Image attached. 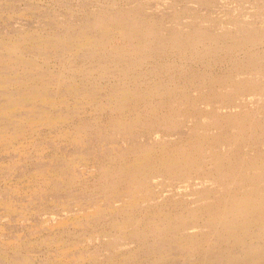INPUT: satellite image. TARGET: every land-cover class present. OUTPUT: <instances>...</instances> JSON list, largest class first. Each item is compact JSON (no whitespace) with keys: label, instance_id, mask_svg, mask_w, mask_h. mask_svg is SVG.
<instances>
[{"label":"rangeland","instance_id":"rangeland-1","mask_svg":"<svg viewBox=\"0 0 264 264\" xmlns=\"http://www.w3.org/2000/svg\"><path fill=\"white\" fill-rule=\"evenodd\" d=\"M95 0H0V43H1V45L0 46H2V51H0V66L2 67V65H3V63H4V65L5 64H8L7 66V68L6 69H2V68H4V67H0V69L2 70V71H0L3 75H5V76H3L1 73H0V80H2V81H0V94H1V96H0V99L3 97V99H1L0 100V122H1V124H0V127H2L1 129H0V157H1V159H0V167H4V168H0V175H2V176H0V193H2V195L0 196V264H2V262H5L6 264H32V263H34V264H64V263H66V264H79L80 262V264H110L106 259H99V258H92L93 256H92V252H95L96 250H100L102 247H106L107 245H109V250H113V252H114V254L117 256V258L115 259V261L116 262H114V264H207V263H209V264H225V262H222V261H219V259H220V257L221 256H219V257H216L217 255H218V253L217 252H220L219 253V255H225V254H227V253H229L230 251H234V250H238V246L237 247H235L236 245H238L237 243H233V242H226V241H223V242H218V243H220V244H218V243H215V242H213L214 244H211L212 243V241L210 242V241H208V240H204L203 241V243H202V245H201V249H200V253H194V254H189L188 252H186V251H184V253L181 251V250H179L176 246V244H175V242H173L172 240H171V237H168V234H161V235H157V233H154L153 232V234H152V232L151 231H148L149 232V235L150 234H152V236L150 237L149 235H148V233H145V235L144 236H141V237H132V236H130V235H132V233H134L135 232V230H136V228L135 227H131V226H128V227H125V229H126V231H128V232H125L124 234H123V237L125 238V239H123V241L121 240V241H119L118 239H120L119 237V235H117L116 234V231H119V229L118 228H116V227H114V226H118L120 223H122L121 221H123V219H120V218H117V216L115 215V213H114V209H112L111 207H109L108 208V206L106 207V211H108L107 213H106V211H105V213L104 214H102V215H100L99 216V214L98 213H95V211L91 208V206H89V204L92 202V200L94 199V200H97V201H101V202H105V199H104V197L103 196H100V198H98L97 197V195L95 196V194L96 193H98V194H100V185H102L103 184V178H101V177H99L98 178V176H101L102 174H101V170H100V167L98 168V166L99 165H101V163H107L111 168H114V166L116 167V163H119V160L117 161V160H115V161H113V160H107L108 159V157L111 155V154H113L114 152H117V151H126V149L127 150H130V149H134V148H136L137 146H139L140 144H143V143H149V145H161V144H164L163 142H165V141H167V143L168 142H170V144H172V143H174V142H176V138H177V136L178 137H180L179 136V134H176V137L175 138H172L171 140H172V142L170 141V139L169 138H171V136L173 135V133L178 129H176L175 127L177 126V125H180V128L179 129H184L183 131L185 132V130H186V128H188V127H191V126H194L196 123H197V120L199 121V120H201L202 118V115H205V114H208L209 113V111H211L212 110V108L214 109V107L215 106H213V105H216V101H220V99H218L217 100V98L218 97H214V96H212V92H211V89H209V87H208V81L211 79V78H218V76L222 73V72H224V75H226V76H224V75H220V77L222 78L223 76V78L222 79H224V78H227V79H231L230 77H228V76H234L235 75V77H237V76H239V74L241 75V74H243V73H245V71L246 72H251L252 70V72H255V73H257V74H259V75H262V76H264V61H263V58H260V57H263L262 55L264 54V53H262V52H264V39H260L259 37H258V39L256 40V42H255V40L252 42V40H249V41H247L248 40V38H247V36H248V34H249V36H254L255 35V33L257 32H259L262 28V26H264V18H262V17H260V15H259V13L257 12V10H262V11H260L259 10V12L260 13H262V12H264V0L262 1V0H241V2H240V0L238 1V0H140V1H138V2H141V3H143V4H141V3H139V4H141V5H137L138 3H134V1L135 2H137L136 0H105V2L107 3V1H108V3H110V4H108V5H106V3L104 2V4L105 5H103V1L104 0H96V2L97 1H100L98 4L100 5H98L96 2H94ZM112 2V4H111V2ZM115 1H117V2H115ZM132 1V2H131ZM248 1V2H247ZM250 1V2H249ZM256 1H258L259 3H256ZM122 2V3H121ZM124 2V3H123ZM126 2V3H125ZM247 2V3H246ZM10 3V4H9ZM87 3V4H86ZM94 3H96V5L98 6H96V5H94V8L93 7H90V6H93V4ZM102 3V4H101ZM113 3H114V5H113ZM134 3V4H133ZM9 4V5H8ZM13 4V5H12ZM79 4H81V7H85L84 9H86V11L83 9V8H80V6H79ZM84 4V5H83ZM85 4H86V6H85ZM145 4H147V5H145ZM149 4V5H148ZM242 4V5H241ZM248 4V5H247ZM252 4V5H251ZM256 4V5H255ZM260 4V5H259ZM87 5H89V6H87ZM109 5H111V7H114V8H110V6ZM117 5H121V7L123 6V8H121V7H119V6H117ZM239 5V6H238ZM240 5H241V10H243V8L244 9H246V10H243L242 11V14L241 13H239V11L241 12V10H240ZM8 6V7H7ZM16 6V7H15ZM76 6V7H75ZM103 6V7H102ZM107 6V7H106ZM136 6V7H135ZM140 8H139V7ZM186 6V7H185ZM228 6V7H227ZM235 6H237V7H235ZM257 6V7H256ZM68 7H71V9H69ZM73 7H74V9H73ZM98 9H96V8ZM101 7V8H100ZM106 9H105V8ZM118 9H117V8ZM134 7V8H133ZM140 9V10H144V12L143 11H140L138 8ZM181 7H183V8H181ZM243 7V8H242ZM82 9V10H80V9ZM93 8V9H92ZM105 10H104V9ZM110 8V9H109ZM115 8L117 9V10H115ZM119 8H121V9H119ZM125 8V9H124ZM144 8H146V9H144ZM151 8V9H150ZM178 8L181 10H179V13L177 12L178 11ZM184 8H186V9H184ZM254 8L256 9V10H254ZM261 8H263V9H261ZM3 9V10H2ZM108 9V10H107ZM123 9V10H122ZM127 9V10H126ZM131 9V12H133V13H131L129 10ZM133 9V10H132ZM141 13H139L137 10ZM149 9V11H147V12H149L148 14L146 13V10H148ZM177 9V10H176ZM202 9V10H201ZM212 9V10H211ZM216 9V10H215ZM239 9V10H238ZM75 10V11H74ZM77 10H79V12L77 11ZM87 10L89 11L90 10V12L89 13H87ZM112 10H113V12H112ZM122 10V11H121ZM184 12H183V11ZM204 10V11H203ZM227 10H229V11H227ZM233 10V11H232ZM236 12H235V11ZM238 10V11H237ZM251 10V11H250ZM77 11V12H76ZM82 11V12H81ZM83 11H85L84 13H83ZM103 11H105V12H103ZM110 12V13H107V12ZM115 11V12H114ZM117 11V12H116ZM122 12V14H124L123 16H121L122 14H121V12ZM127 11H129L131 14H129V12H128V14H127ZM135 11V12H134ZM188 11V12H187ZM220 11V12H219ZM229 12V13H227V12ZM231 11V12H230ZM246 11L248 12V13H246ZM64 12V13H63ZM71 12H74V13H71ZM92 12V13H91ZM94 12H95V14H94ZM102 12V13H101ZM121 14H119V13ZM137 12V13H136ZM143 12V13H142ZM176 12V13H175ZM186 12V13H185ZM224 12H226V14L224 13ZM232 12H235V13H233V14H235V15H233L232 14ZM239 13V16H237L238 15V13ZM76 13V14H75ZM81 13V14H80ZM82 13L83 14H85V15H82ZM100 15H99V14ZM106 13V14H105ZM126 13V14H125ZM183 13V14H182ZM196 13H198V14H203V15H198V17L196 16ZM210 14L209 16L207 15V14ZM215 14V16H214V14ZM116 14H118L117 16H115ZM145 14H147V15H145ZM177 14H178V16H177ZM180 14V15H179ZM212 14H213V16H212ZM217 14H219L220 15V17L221 16H223L224 14H225V16L224 17H219L218 18V15ZM223 14V15H222ZM227 14H230V15H227ZM243 14H245V16H243ZM250 14H252L253 15V18H252V15H250ZM255 14L257 15H259V16H257L258 17V19L256 18V16H255ZM82 15V16H81ZM92 15V16H91ZM106 15V16H105ZM107 15H110L112 18H110V16H107ZM114 15V16H113ZM125 15L127 16V15H129V17H132L131 19L133 20V22L136 20H141L142 19V22L140 23V24H138V25H136V27H135V32H136V35L138 34L139 36H137V37H143V34L146 32V35L147 34H149V32H150V30H149V28H151L152 27V25L151 24H155V25H153V26H155V27H153V29H157L158 30V28H159V30L161 31V33H160V31L158 30V33H154L153 32V30H152V32L154 33L153 34V36H151L150 37V39L149 38H146V40H147V48H145L142 52H143V54H144V52H145V54H148L150 51H152L151 53H149L147 56L146 55H144L145 57L143 58V60H141L140 59V61H138L137 60V55H136V57H135V59H133L132 57H128L127 55L126 56H123V58H125V59H123V58H121V59H118V60H115L114 58H112V57H114V56H112V55H110L109 56V54H107L106 53V49L104 48V47H102V45H101V43H100V41L99 40H97V39H102V37H105V40H104V42H105V45H111V42H113V43H115L116 41H118V42H120V43H123L124 44V42H129V41H131V39H127V38H125V40L124 39H121V37L119 36V34H120V27H121V25H119V23H121V21H125V19H128L127 17H125ZM131 15H133V16H131ZM149 15V17H147ZM157 15V16H156ZM182 15V16H181ZM217 15V16H216ZM233 15V16H232ZM242 15V17H240ZM79 16H81V17H79ZM86 17V18H83V17ZM87 16H89V18H91V19H89V18H87ZM91 16V17H90ZM96 16V17H95ZM103 17V18H105L108 22H110V21H112V20H115V22H114V27L113 28H111L110 30H109V33L107 34V35H104L105 33L103 32V31H98L97 29H95L94 28V26H93V24H94V19H96L97 17ZM120 16V17H119ZM146 16V17H145ZM157 17L156 18V20H158V19H162V20H164V21H162V20H158L157 22H163L164 23V25H162L163 23L161 22V23H157L156 22V20H155V17ZM203 16H205V17H203ZM208 16V17H207ZM237 16V17H236ZM247 16V17H246ZM79 18V20L80 19H88V20H78L77 21V19ZM95 17V18H94ZM152 17V18H151ZM172 17H174L173 19H172ZM181 17V18H180ZM184 17V18H183ZM187 17V18H186ZM194 17L196 18L195 19V21H194ZM203 17V18H202ZM212 17V18H211ZM225 17H229V18H225ZM232 17L234 18V19H236L235 21H233L232 20ZM238 17H240V19H239V21H238ZM75 18V21L74 20H72V19H74ZM77 18V19H76ZM125 18V19H124ZM141 18V19H140ZM148 18V19H147ZM190 18V19H189ZM202 18V19H201ZM205 18V19H204ZM208 18V20H206ZM214 18V19H213ZM245 18L248 20H245ZM48 19H51L50 21H48ZM62 19L65 21H62ZM93 19V20H92ZM145 20V23H147L146 25H144L145 23H144V20ZM150 19H151V21H150ZM167 19H169V20H167ZM171 19V20H170ZM180 19V20H179ZM188 19V20H187ZM212 19V20H211ZM225 19V20H224ZM254 19V20H253ZM258 21H257V20ZM263 19V20H262ZM57 21V23H56V21ZM58 20H60V21H62V22H60V21H58ZM166 20V21H165ZM174 22H173V21ZM197 20V21H196ZM201 20V21H200ZM202 20H203V23H202ZM214 20V22H212ZM215 20H216V22H215ZM230 20V22H228L229 23V25L231 26H229L228 24H226L227 23V21H229ZM231 20H232V22L233 23H238V22H242V24H244V25H246L247 26V24L249 23V20L251 21V23H252V21H253V23H254V27L255 28H252V32H250V29L248 28V27H250L249 25L246 27V29H245V26H243V30H245V32H243V33H241V31H240V33H239V31H238V29L237 28H235V26H234V24H232V22H231ZM243 20V21H242ZM43 23H42V22ZM48 21L50 24H46V22ZM54 21V23H52ZM71 21H73V22H71ZM77 21V22H76ZM82 21H84V22H82ZM150 21V22H149ZM152 21H155V22H152ZM173 22V23H169V24H171V25H169L168 24V22ZM176 21H177V23H176ZM190 21H193V22H190ZM206 21V22H205ZM221 21V24L222 25H220V22ZM224 21H226V22H224ZM236 21H238V22H236ZM244 21H245V23H244ZM263 23H262V22ZM45 22V23H44ZM47 22V23H48ZM67 22V23H66ZM119 22V23H118ZM122 22V23H123ZM140 22V21H139ZM183 22H186V24L185 23H183ZM198 22H200V23H198ZM205 22V23H204ZM51 23H52V27L51 26H49V25H51ZM149 23H151V24H149ZM157 23V24H156ZM165 23L167 24L166 26H165ZM175 23H176V25L178 24V23H180V24H178L177 26L175 25ZM191 23H193V24H191ZM197 23V24H196ZM207 23V24H206ZM209 23H212L213 25H211V24H209ZM216 23V25H214ZM218 23H219V26H218ZM251 23H249V24H251ZM252 23V24H253ZM25 24V25H24ZM27 24V25H26ZM40 25V26H42L43 27V29L45 30H42V27H39L38 25ZM46 24V25H45ZM61 24V25H60ZM62 24H63V26H62ZM66 24V25H65ZM69 24H75V25H69ZM84 24H85V26H84ZM88 26H87V25ZM90 24V25H89ZM143 24V25H142ZM149 24V25H148ZM193 25L192 26V28H191V25ZM251 24V25H252ZM22 25V26H21ZM68 25V26H67ZM83 25V26H82ZM117 25H119V26H117ZM142 25V26H141ZM159 27H158V26ZM173 25H175L174 26V29H176L175 31H177V33H174V32H172L171 33V30L173 31L174 29H172V27H173ZM180 25H182V27H180ZM184 25V26H183ZM188 25H190V27H188ZM196 25V26H195ZM201 26V27H203V28H201V27H199V26ZM203 25H207L206 27L205 26H203ZM208 25H210V26H208ZM225 25H227V26H225ZM29 26V27H28ZM34 26V27H33ZM38 26V27H37ZM45 26H46V28H45ZM50 27V28H48V27ZM55 26V27H54ZM58 26H60V27H62V28H58ZM65 26L67 27V28H65ZM157 26V27H156ZM163 28H162V27ZM164 26L166 27L165 29L168 31L169 30V32L171 33V35H173V33L174 34H181L182 33V35H186V34H188V36L189 35H192V37H199V33L201 32V33H203V35L201 34L200 36H201V38H203V40L201 41V43H200V41H199V43L197 44V47H195L196 49H198V51L196 50H194V51H192V52H190V51H188V48L186 49H184V48H182V52L180 51V54H179V52H176L177 51V49L176 50H173V49H171L168 45H165V44H167V41L166 42H164V39L165 38H169V37H171L170 36V33H167V31L164 29ZM171 28H170V27ZM187 26V27H186ZM195 26V29H193V27ZM211 26H213V27H211ZM222 26V27H221ZM259 26V27H258ZM36 27V28H35ZM72 27V28H71ZM76 27V28H75ZM78 27V28H77ZM85 27V28H84ZM92 27V28H91ZM145 27V28H144ZM167 27H169L168 29H167ZM179 27V28H178ZM206 29H205V28ZM209 27V28H208ZM218 28L217 30L216 29H211V28ZM219 27H220V29L221 28H223V27H225V28H223V29H221V30H219ZM228 27H230V28H228ZM235 29H233V28ZM258 27V28H257ZM20 29L21 28V33L19 32V30L18 29ZM54 28H55V30H54ZM57 28V29H56ZM64 28V29H63ZM75 28V29H74ZM81 28V29H80ZM147 28V29H146ZM161 28V29H160ZM186 28V30L188 31V29H189V32H191L190 34L187 32H185L186 30H183V29H185ZM229 30H228V29ZM251 28V27H250ZM259 28H261V29H259ZM6 29V30H5ZM23 29H25V31H30V34H31V36H30V34H27V33H29V31L28 32H26L25 33V31L23 30ZM36 29H38V31L36 30ZM49 29V30H48ZM59 29V30H58ZM66 29V30H65ZM68 29H70L68 32H67V30ZM87 29H88V31H87ZM152 29V28H151ZM181 30V31H183V32H179V30ZM199 29V30H198ZM201 29H203L202 31H201ZM208 29H210V30H208ZM237 29V30H236ZM257 29L258 31H255V30ZM13 30V31H12ZM32 30H33V32H37L38 34H36V35H38V36H36L35 34H33L32 35ZM36 30V31H35ZM42 32H41V31ZM57 30V31H56ZM60 30H61V32H63L64 30V32L63 33H61L60 32ZM63 30V31H62ZM77 31V33L76 32H73V31ZM94 30H96V31H94ZM114 32H113V31ZM193 31V33H192V31ZM197 32V30L199 31L198 33H196L195 31ZM216 31V33L215 34H213L215 31ZM223 30L225 31V33L223 34ZM247 30H249V32L247 31ZM253 30H254V32H253ZM15 31H16V33L17 32H19V33H15ZM24 31V32H23ZM48 33H47V32ZM53 31H55L56 33L54 34V32ZM81 33H80V32ZM91 31H93V32H91ZM144 31V32H143ZM149 31V32H148ZM206 31H210L211 33H212V31H213V33H212V35H214L215 36V38L214 37H212V35H211V37H209L210 36V32H208V35L206 34L207 32ZM218 31H219V33H218ZM222 31V32H221ZM229 31V33L231 34V32H235L236 31V33H234L235 34V36L234 35H230L229 33H226V32H228ZM5 32V33H4ZM32 32V33H31ZM60 33V34H58V33ZM75 33V34H73V33ZM89 32V33H88ZM95 32V33H94ZM98 32H99V34H98ZM179 32V33H178ZM195 32V33H194ZM206 32V33H205ZM247 32H248V34H247ZM4 33V34H3ZM8 33V34H7ZM24 33V34H23ZM65 33V34H64ZM93 33V35H91ZM119 33V34H118ZM162 33H164V34H162ZM210 33V34H209ZM237 33H239L240 35H241V37H240V35H238ZM251 33V34H250ZM253 33V34H252ZM257 33H256V35L255 36H257ZM1 34H3L2 36H1ZM5 34H6V36H5ZM14 34V35H13ZM27 34V35H26ZM40 34V35H39ZM41 34H46L45 36H47L46 38H45V36H41ZM52 34V35H51ZM63 34V35H62ZM72 34V35H71ZM81 34H86V35H88V36H90V39H91V41L90 42H81V40H83L84 39V36H81ZM165 34H167V35H165ZM169 34V35H168ZM194 34V35H193ZM219 34V36L222 38V40H221V38L219 37V36H217L216 37V35H218ZM226 34V35H225ZM9 35H11V36H9ZM24 35V36H23ZM35 35V37H37V39H35V37H33V38H31L32 36H34ZM54 35V36H53ZM98 35V36H97ZM157 35H160V37H162V39L161 38H157L158 36ZM228 35V38L226 37ZM244 35H246V37L244 36ZM261 36L262 34H259L258 33V36ZM17 39H15L14 37ZM30 36V37H29ZM41 36V37H40ZM48 36H49V38H48ZM62 36V37H61ZM66 36V37H65ZM68 36H69V38H68ZM112 36V37H111ZM169 36V37H168ZM204 36H205V38H204ZM208 36V37H207ZM223 36V37H222ZM229 36H232L231 38H233V39H230V37ZM245 38H243V37ZM263 36V35H262ZM11 37V38H10ZM19 37H20V40H19ZM24 37V38H23ZM26 37V38H25ZM39 37H40V39H39ZM43 37V38H42ZM56 37V39H53V38H55ZM79 37H80V39H79ZM117 37H118V39H117ZM133 37H135V36H133ZM132 37V38H133ZM142 37H141V39H142ZM191 36H190V38H192ZM14 38V39H13ZM29 38V39H28ZM52 38V39H51ZM60 38V39H59ZM62 38V39H61ZM154 38H156V39H154ZM210 38V39H209ZM211 38H213V39H216V40H212ZM224 38V39H223ZM226 38V39H225ZM240 38V39H239ZM247 38V39H246ZM8 40V42L10 41V40H12L13 39V41H10L9 43H7L6 41ZM24 39H26V40H24ZM33 39V40H32ZM38 39H39V41L40 42H38ZM58 39H59V41H58ZM66 39V40H65ZM137 39V40H136ZM134 38L133 39V42H136V41H139V38ZM204 39H208V40H205L204 41ZM230 39V40H229ZM243 39V40H242ZM15 40V41H14ZM31 40V41H30ZM35 40V41H34ZM37 40V41H36ZM42 40H44L45 41V43L42 41ZM47 40V41H46ZM50 40H51V42H50ZM53 40V41H52ZM54 40H55V42H54ZM64 40V42H65V46L64 45H61L60 44V46L58 47L57 45H59L58 44V42H61L62 44L64 43V42H62ZM77 40V41H76ZM80 40V41H79ZM135 40V41H134ZM166 40V39H165ZM199 40H201V39H199ZM210 40H212L211 42H212V45H211V42H210ZM217 40H219V41H217ZM231 41V42H229V41ZM234 40L237 42V47L235 48V46H234V48L235 49H233L232 47H231V45L233 44H236V42L234 43ZM238 40V41H237ZM244 40H246L245 42H244ZM259 40V41H258ZM3 41H5V42H3ZM29 41H30V43H29ZM33 41V42H32ZM69 43V44H67V42ZM73 44V46H72V44L70 43V42ZM162 41V42H161ZM207 41H209V43L207 42ZM243 41V42H242ZM260 41H262L261 43H260ZM14 43V45H15V47H14V45H13V48L15 49V51H14V49L12 50V48H10V47H12V43ZM22 42L24 43L23 44V46H22ZM26 42V43H25ZM46 42L49 44V45H46ZM54 42V43H53ZM57 42V43H56ZM79 42V43H78ZM104 42H102L103 44H104ZM110 44H109V43ZM148 42H150L151 44H149ZM153 42V43H152ZM157 42V43H156ZM204 42L205 43H207V44H205V45H203L204 44ZM217 42V44L219 43V45L217 46L218 48H219V46L221 45V47L223 48L224 46H226L227 47V49H230V48H232V49H230L229 50V54L228 55H226V53H228V52H226L227 51V49H225V48H223V50L221 51L220 49H221V47H220V49H217L216 50V52L217 53H219V54H221V55H223V51H224V55L222 56V57H220L221 55H219L218 56V54L216 53V52H213L214 50H215V48H216V46H215V44L214 43H216ZM224 42H226V43H224ZM246 42H248V43H246ZM249 42H252V44L251 43H249ZM259 42V43H258ZM11 43V46L10 45H8V44H10ZM20 43H21V45H20ZM34 43V45H33V47H37V48H39V49H37L36 47H35V49L32 47V44ZM36 43V44H35ZM112 43V44H113ZM162 43V44H161ZM240 43H242V45H240ZM245 43V45H243ZM262 43H263V45H262ZM3 44V45H2ZM27 44H29V45H31V47L30 46H27ZM41 44V45H40ZM45 45V47H43L44 45ZM71 44V45H70ZM80 44V45H79ZM155 44H157V46L159 47V49H154L155 48ZM159 44H161V46L163 47V50H164V52L166 53H164V52H162V54L161 53H159L160 51H162L161 49H162V47H160L159 46ZM200 44V45H199ZM216 44V45H217ZM226 44V45H225ZM228 44V45H227ZM5 45H6V47H5ZM26 47H25V46ZM50 45H51V47H50ZM53 45H55V46H53ZM87 45V47H85ZM90 45V46H89ZM92 45V46H91ZM96 45H97V47H96ZM149 45H150V47H149ZM152 45H155V46H153L152 47ZM201 45H203V47L201 46ZM207 45H209V46H215V48L214 47H212V49H211V47H209V46H207ZM256 45V46H255ZM257 45H258V48H259V50H258V48H257ZM262 45V46H261ZM18 46V47H17ZM42 48H41V47ZM61 46H63V47H61ZM71 47V48H67V47ZM94 46H95V48H94ZM156 46V48H158ZM165 46H166V48H165ZM201 46V48H199ZM206 46V47H205ZM242 46V47H241ZM251 47V50H249V48L248 49H246V47ZM261 46V47H260ZM23 47L26 49V48H28V49H30L29 50V52L30 53H28V50H25V49H23ZM54 47V48H53ZM58 47V49H56ZM75 47V48H74ZM102 47V48H101ZM210 48V50L209 49H207V48ZM239 47V48H238ZM9 48V49H8ZM18 48V49H17ZM34 50H33V49ZM41 48V49H40ZM46 48H48V49H46ZM51 48V50H49ZM67 48V49H66ZM78 48V49H77ZM83 48V49H82ZM86 48V49H85ZM90 48V49H89ZM91 48H92V50H91ZM101 48V49H100ZM161 48V49H160ZM168 48H170V49H168ZM213 48H214V50H213ZM243 50H245V51H247V52H245V51H243ZM245 48V49H244ZM255 49L254 51H252V49ZM257 48V49H256ZM260 48H262L261 50H260ZM0 49H1V47H0ZM4 49H5V51H4ZM8 49V50H7ZM20 49V50H19ZM38 51H37V50ZM43 49V50H42ZM54 49V50H53ZM77 49V50H76ZM89 49V50H88ZM95 49V50H94ZM150 49H152V50H150ZM153 49L155 50V51H153ZM183 49H184V51H183ZM200 49H202V51L200 50ZM204 49H205V51H206V49H207V51H206V53H205V51H204ZM241 49V50H240ZM8 51V53H10L11 51V53L10 54H8V53H6L7 51ZM11 50V51H10ZM18 50V51H17ZM40 50H42V51H44V53L46 52V53H48V54H46L45 53V56H44V53L42 52V51H40ZM46 50V51H45ZM48 50V51H47ZM55 50L57 51V52H55ZM58 50H59V52H58ZM60 50H62V51H64V53L67 55V57H66V55L64 54L63 55V53H61V51ZM71 51V52H69V51ZM78 50H79V52H78ZM85 50V51H84ZM101 52H100V51ZM186 50V51H185ZM193 50V49H192ZM231 50H233V51H231ZM237 50H239L238 51V53L239 52H241V53H239L240 55H238V53H236V51ZM259 52H258V51ZM17 51V52H16ZM20 51H22V57H21V52ZM35 51V52H34ZM40 51V52H39ZM50 51H52V52H50ZM74 51V52H73ZM82 51V52H81ZM84 51V52H83ZM96 51V52H95ZM98 51V52H97ZM213 52V55H211L212 54V52ZM220 51V52H219ZM262 51V52H261ZM15 52V53H14ZM18 52H20V53H18ZM26 52L28 53V54H26ZM38 52V53H37ZM42 52V53H41ZM50 52V53H49ZM69 52V53H68ZM75 52H76V54H75ZM80 52L82 53V54H80ZM87 52H88V54H89V56L91 57V58H89V56L88 55H86L87 54ZM90 52H93L92 54H90ZM101 54H100V53ZM147 52V53H146ZM153 52H155V53H153ZM171 54H170V53ZM186 52V54L187 53H189V55L192 53L193 54V56H192V58L191 59H193V60H196V61H192L190 58H189V56H187L186 54H184V53ZM196 52H198V53H196ZM201 52H204L203 53V59L204 60H206V61H208V59H212V58H214L215 59V61H217L216 62V64L214 63V59L213 60H211L210 59V61H208L209 63H210V66H209V63H207L206 61H204V60H202V56L200 55V53ZM207 52H208V54H207ZM210 52V53H209ZM232 52V53H231ZM233 52H235L236 53V55H235V53L233 54ZM244 52V53H243ZM255 53V54H258V55H260V53H262L261 54V56H259V58L260 59H262V61H260V59L258 58V56H257V58H254V57H256V55L255 54H252V53ZM258 52V53H257ZM3 53V54H2ZM15 55H14V54ZM24 53V54H23ZM34 53V54H33ZM35 53H36V55H35ZM54 53V54H53ZM57 55H56V54ZM60 53H61V55H60ZM74 53V54H73ZM78 53V54H77ZM86 53V54H85ZM103 53H105V55L103 54ZM158 53V54H157ZM169 53V54H168ZM195 53H196V55H195ZM232 55H231V54ZM250 55H249V54ZM8 54V55H7ZM33 54V55H32ZM42 56H41V55ZM56 55V56H51V55ZM70 54L74 57V55L76 56L75 58H72V56H70ZM96 54H98V55H96ZM104 56H103V55ZM107 54V55H106ZM153 55V57H152V55ZM155 54V55H154ZM160 54V55H159ZM163 54H165V57H164V55ZM168 54V55H167ZM173 54H175V55H173ZM177 54L178 55H180V56H178V57H176L177 56ZM182 54H184V57H182L181 58V56H183ZM202 54V53H201ZM214 54H216V55H214ZM2 55H4V56H2ZM10 55V56H9ZM15 57H14V56ZM29 55H31V56H28ZM58 55H60V56H58ZM80 55H84L83 57H84V60H83V57L82 56H80ZM91 55H94V59H93V57L91 56ZM101 56V57H97V56ZM158 55V56H157ZM170 55H172V56H170ZM194 55L196 56V57H194ZM205 55V56H204ZM206 55H208L207 57V59H206ZM231 55V56H230ZM234 55V56H233ZM242 55H244V56H242ZM247 55V56H246ZM253 55V56H252ZM12 56H13V58H15V59H13L12 58ZM49 56V57H48ZM63 56H65L63 59H62V57ZM80 57V58H78L79 60H81V61H79L78 59H77V57ZM86 56H87V59H86ZM103 56V57H102ZM107 58H106V57ZM130 56V55H129ZM156 56V57H155ZM159 56H161V58L163 59H161ZM186 56V57H185ZM198 56H199V59H198ZM201 56V57H200ZM209 56H210V58H209ZM217 58H216V57ZM226 58H225V57ZM228 56H230L231 57V59H230V57H228ZM235 56H238V58L237 57H235ZM241 56H242V58H241ZM7 59H6V58ZM9 57V58H8ZM11 57V58H10ZM18 59H22V60H18ZM25 57V58H24ZM30 57H33V58H30ZM35 57V58H34ZM42 57V58H41ZM47 57V58H46ZM60 59H59V58ZM69 57V58H68ZM96 57H97V59H96ZM143 57V56H142ZM152 57V58H151ZM166 57H167V59H168V61H167V59H166ZM169 57H172V58H169ZM218 57H219V60H217L218 59ZM246 57V58H245ZM251 57L252 58H254V59H252V60H255L254 62H258V63H261L259 66L258 65H254V64H252V65H250L251 63H249L250 62V60H251ZM23 58H24V60H23ZM37 58V60H35ZM50 58H53V59H50ZM55 58H56V60H55ZM82 58V59H81ZM100 58H104L105 60H101ZM108 58H111V59H113V60H109ZM116 58V57H115ZM157 58V59H156ZM160 58V59H159ZM173 58H175V59H173ZM176 58H177V60H176ZM184 58V59H183ZM185 58H186V60H185ZM195 58V59H194ZM220 58H225L224 60L222 59V60H220ZM233 58V59H232ZM235 58H237L238 59V61H237V63L236 64H238L237 66H236V64H234L235 62H236V60H235ZM245 58V59H244ZM248 58V59H247ZM40 59V60H39ZM44 59H46V60H44ZM58 59V60H57ZM65 59V60H64ZM67 59V60H66ZM71 59V60H70ZM74 59V61H72ZM75 59L77 60V61H75ZM91 59V61H89ZM94 61H93V60ZM99 59V60H98ZM106 59H108L107 61L109 62H107L106 61ZM117 59V58H116ZM149 59V60H148ZM154 59L156 60V61H154ZM166 59V60H165ZM170 59L171 60H173V61H170ZM180 59L181 60H183L182 61V63L183 62H185L186 63V65H189V66H186V65H184L185 63H183V64H181V66L182 65H184V67L182 66V67H179V63H181V62H179L180 61ZM190 59V60H189ZM240 59V60H239ZM246 59H247V61H248V63L246 62ZM256 59H258L257 61H256ZM6 60V61H5ZM27 60L28 61H30V62H32V63H29V64H33L32 66L31 65H27ZM54 60H55V62H54ZM61 60V63H58L59 61ZM88 62L89 61V63H87L86 61ZM97 60V61H96ZM101 60V61H100ZM114 60L115 61H118V63H121V65H123L124 66V64L126 65H128V64H134L135 66H133V69L131 70V71H133V72H128V74H123L122 73V71H121V69H119V71L117 70V68L116 67H112V65H115L116 64V62L114 63ZM127 60V61H126ZM185 60V61H184ZM227 60L228 61H230V62H227ZM235 60V61H234ZM242 60V62H240ZM3 61H5V62H3ZM18 61V62H17ZM44 61V62H43ZM58 61V62H57ZM71 61H72V63H71ZM98 61H100V62H98ZM111 61H113V62H111ZM135 61L138 63H136L135 64ZM148 61V62H147ZM151 61H152V63H151ZM155 63H154V62ZM160 63H159V62ZM165 61H167L166 63H165V66H167V68L166 69H168L167 71L164 69L165 68V66H164V64H163V62H165ZM170 61V62H169ZM191 61V62H190ZM198 61V62H197ZM199 61H201V62H199ZM203 61V62H202ZM219 61H221V63L219 64L218 62ZM224 61V62H223ZM234 63H233V62ZM245 61V62H244ZM260 61V62H259ZM15 62H16V64H18L17 66H18V70H14L13 68H15V66H16V64H15ZM38 62H40V63H38ZM47 62H49V63H47ZM55 63V65H57V66H55L54 65V63ZM70 62V63H69ZM79 62V63H78ZM80 62H81V64H80ZM84 62V63H83ZM129 62V63H128ZM143 62V63H142ZM147 62V63H146ZM158 62V63H157ZM162 62V63H161ZM168 62H169V64H168ZM172 62H175V65H174V63H172ZM177 62V63H176ZM188 62V63H187ZM195 62H197L196 64H195ZM238 62H240V63H243V64H245V65H240V63H238ZM263 62V63H262ZM1 63H2V65H1ZM25 63V64H24ZM35 63V64H34ZM51 63V64H50ZM53 63V64H52ZM65 63H67V65L65 64ZM69 63V64H68ZM114 63V64H113ZM174 65V68H172L171 66H172V64ZM201 63V64H200ZM204 63H205V65L206 66H208L207 68H204ZM212 63V64H211ZM225 63L227 64V67L228 68H230V71L228 70V68L226 67V66H224L225 65ZM229 63H231V65L232 66H230V64ZM247 63V64H246ZM11 64V65H10ZM47 64L49 65V67L47 66ZM70 64L71 65H73L74 67L71 69V70H73V71H71L70 69H69V66H70ZM77 64H80L79 66H81L82 67V69L80 68V67H78V65ZM85 64V65H84ZM89 64V65H88ZM91 64V65H90ZM112 64V65H111ZM141 64V65H140ZM146 66H145V65ZM152 66H151V65ZM155 64H157L158 66H159V64L161 65V64H163V65H161V66H157V65H154ZM177 64V65H176ZM203 64V65H202ZM223 64V65H222ZM255 64H257V63H255ZM3 65V66H4ZM14 65V66H13ZM46 65V67H44ZM53 65V67L51 68V66ZM77 66V68H75L76 66ZM86 65H88V66H86ZM108 65H110V66H108ZM139 65V66H138ZM148 65V66H147ZM193 65V66H192ZM198 65V67H197V70H196V66ZM214 65H216V66H214ZM219 65L221 66V70H220V68H219ZM263 65V66H262ZM10 66V67H9ZM16 66V67H17ZM40 67V69H39V67ZM84 66V67H83ZM87 68H86V67ZM94 66V67H93ZM100 66H102V67H100ZM122 66V67H123ZM141 66V67H140ZM178 67L177 69H176V67ZM205 66V67H206ZM218 66V67H217ZM223 66H224V68H223ZM234 66V67H233ZM242 66H246V67H243V68H240V67H242ZM255 66V69L253 68ZM256 66H257V68H258V70L256 69ZM261 66V68L260 69H262L263 68V71H261L260 69H259V67ZM32 67H35V68H32ZM36 67H38V68H36ZM45 68V70L46 71H48V72H46L44 69H42V68ZM49 68V70H48V68ZM72 67V66H71ZM99 67V68H98ZM121 67V68H122ZM148 67H151V69L150 68H148ZM154 67V68H153ZM189 69H187V68ZM190 67L191 68H193V69H190ZM203 67V68H202ZM209 67H211V69L209 68ZM213 67H215V69L213 68ZM226 67V68H225ZM237 67H239L241 70H239V72H238V70L236 71V69H238ZM249 67H251L252 68V70L250 71V69L251 68H249ZM8 68H9V70H8ZM51 68V69H50ZM54 68H56V70H59L60 69V71H61V74L57 71L56 72V70L54 69ZM64 68H68L69 70H66V71H68V72H66L65 70H63ZM140 68V69H139ZM146 68V70L149 72V73H147V75L146 76H144L145 75V73L147 72H145L144 71V69ZM159 68H161V69H159ZM180 68V69H179ZM182 68V69H181ZM183 68H185V69H183ZM202 70V72L200 71V69ZM217 68V69H216ZM234 68V69H233ZM247 68H249V69H247ZM77 69V70H76ZM78 69H79V75L77 74V72H78ZM83 72H85L86 73V75H85V73L83 74L82 73V71ZM84 69H86V71L84 70ZM87 69H88V71H87ZM93 69V70H92ZM96 69V70H95ZM99 69V70H98ZM115 69H116V71H115ZM138 70L137 72H135L136 70ZM142 69H143V71H144V74H143V72H142ZM153 69V70H152ZM157 69V71H155ZM170 69H172V73L171 72H169V71H171ZM199 69V70H198ZM224 69V70H223ZM233 69V70H232ZM8 71V72H6L5 73V71ZM23 70H25L24 72H23ZM27 70V71H26ZM30 72H29V71ZM44 70V71H43ZM51 70H52V72H51ZM63 70V71H62ZM74 70H76V72H74ZM95 70V71H94ZM110 70V71H109ZM112 70V71H111ZM140 70V71H139ZM149 70H152V71H149ZM164 72H163V71ZM180 70H182V72L180 71ZM185 72H184V71ZM192 70V71H191ZM214 70V71H213ZM217 70V71H216ZM223 70V71H222ZM243 70H245V71H243ZM248 70V71H247ZM10 71H14V72H11L10 73ZM32 71V72H31ZM35 71H36V74H35ZM41 71H43V72H45L44 73V75H42V73L43 72H41ZM54 71V72H53ZM70 71V72H69ZM90 71V72H89ZM92 71H93V73H92ZM98 71H99V73H98ZM106 71V72H105ZM155 72V74L154 73H152V72ZM159 71H160V74H159ZM162 71V72H161ZM178 71V72H177ZM187 71H189V72H187ZM198 73V74H205V75H203L202 77H199V76H201V75H199V76H197L196 75V72ZM216 71V73H214ZM220 71H221V73H220ZM227 73H226V72ZM235 71V72H234ZM261 71V72H260ZM24 74H23V73ZM25 72H27L28 74H26L25 75ZM74 72V73H73ZM88 72V73H87ZM96 72V73H95ZM113 72V73H112ZM115 72H117V73H115ZM141 72V73H140ZM151 72V73H150ZM168 74H167V73ZM191 72V73H190ZM192 72H195V75H193L194 73H192ZM232 73L231 75L230 74H228V73ZM241 72V73H240ZM243 72V73H242ZM259 72V73H258ZM8 73V74H7ZM10 73V74H9ZM18 73V74H17ZM31 73V74H30ZM56 73H58L59 74V76H61L60 78H59V76H58V74H56ZM62 73H64V74H62ZM71 73H73V75L71 74ZM81 73V74H80ZM90 73H91V75H90ZM96 75H95V74ZM120 73V74H119ZM129 73H130V75H129ZM133 73V74H132ZM137 73V74H136ZM157 73V74H156ZM176 73V74H175ZM187 73H189V74H187ZM209 73V74H208ZM220 73V74H219ZM226 73V74H225ZM238 73V74H237ZM260 73H262V74H260ZM14 74V75H13ZM23 74V75H22ZM37 74H39V76L37 75ZM69 74V75H68ZM83 74V75H82ZM96 76H94V75ZM97 74H99V76L100 77H98V75ZM112 74H114V75H112ZM116 74H118L117 76H116ZM135 74V75H134ZM148 74L149 75H151L152 74V76H148ZM154 74V75H153ZM161 74H166L165 76L164 75H161ZM171 74H174L173 76L171 75ZM185 74V75H184ZM187 74V75H186ZM190 74H192L194 77H192V76H189ZM207 74H208V76H210V74H212L213 76L211 77V78H209V77H207ZM236 74H237V76H236ZM19 75H21L20 77H18ZM37 75V76H36ZM64 75H66V76H64ZM81 75V76H80ZM105 75V76H104ZM111 75H112V77H111ZM161 75V76H160ZM171 75V77H172V82L170 83V79H171V77H169ZM177 75H179L180 77L178 78L177 77ZM181 75H184V76H188V77H190V79H188V78H186V77H184V76H181ZM215 75V76H214ZM218 75V76H217ZM1 76H3V77H1ZM8 76V77H7ZM11 76V77H10ZM14 76V77H13ZM18 77V78H20L21 79V81L23 82L22 84H21V82L19 81H17L16 79H18V78H16V79H14L15 77ZM29 76V77H28ZM34 76V77H33ZM35 76H36V79H35ZM63 76L64 77H66V78H63ZM68 76V77H67ZM70 76V77H69ZM89 76V77H88ZM91 76V77H90ZM104 76V77H103ZM116 76V77H115ZM120 76V77H119ZM148 76V77H147ZM155 76V78H153ZM163 76V77H162ZM169 78H167V77ZM176 76V77H175ZM217 76V77H216ZM231 76V77H232ZM4 77L7 79V82H5L4 81ZM11 78V80L9 81L8 80V78ZM27 77V78H26ZM31 77V78H30ZM37 77H38V79H37ZM83 77V78H82ZM95 77V78H94ZM128 77V78H127ZM137 77V79H135ZM140 77H141V80L142 79H144L145 77H146V79H145V81L143 80V81H141L140 80ZM143 77V78H142ZM152 79H151V78ZM174 77H175V79H176V81H177V84L176 83H174V82H176L175 80H173L174 79ZM184 77V78H183ZM199 77V78H198ZM204 77V78H203ZM219 77V78H220ZM3 78V79H2ZM25 79V81H24V79ZM54 78V79H53ZM86 78V79H85ZM129 78L131 79V80H129ZM139 78V79H138ZM149 78V79H148ZM165 79V81H164V79ZM169 80H167V79ZM178 78V79H177ZM186 78V79H185ZM201 78V79H200ZM206 78H209V79H207L206 80ZM14 79V80H13ZM30 79H31V82H32V85H35V83H36V85L35 86H32V85H30ZM42 79H43V81H42ZM47 79H49V83L47 82L46 83V80ZM51 79V80H50ZM67 79V80H66ZM78 79V80H77ZM83 79V80H82ZM98 79V80H97ZM104 79V80H103ZM107 79V80H106ZM113 81H112V80ZM124 79V81H122ZM126 79H128V80H126ZM155 79V80H154ZM161 79V80H160ZM181 79V80H180ZM187 80V84H186V81L185 80ZM192 79V80H191ZM194 79H197V80H194ZM259 79H264V77H259ZM37 82H36V81ZM39 80V81H38ZM56 80V81H55ZM63 80V81H62ZM66 80V81H65ZM69 80V81H68ZM85 80V81H84ZM92 80V81H91ZM100 80V81H99ZM111 82H110V81ZM119 80H121V81H119ZM133 80V81H132ZM151 80V81H150ZM180 80V81H179ZM182 80H183V82H182ZM190 80V81H189ZM204 80V81H203ZM205 80H206V82H205ZM262 80H261V84H260V82L256 85L257 87L258 86H260V85H262L263 83H264V80H263V82H262ZM9 81V82H8ZM29 81L30 83H27V82ZM41 81H42V83H41ZM48 81V80H47ZM52 81V82H51ZM54 81V82H53ZM74 81V82H73ZM117 81H119V83L117 82ZM127 81V82H126ZM135 81H137V82H135ZM156 81V82H155ZM161 81V82H160ZM200 81H202V82H200ZM4 82H5V84H4ZM11 82V83H10ZM15 82V83H14ZM40 82V83H39ZM53 84V83H55L56 84V82L58 83V85L56 84H51V83ZM62 82H66V83H62ZM68 82V83H67ZM73 82V83H72ZM76 82V83H75ZM93 82V83H92ZM121 82V83H120ZM144 82V83H143ZM146 82H148V83H146ZM162 82H163V84H162ZM179 82V83H178ZM182 82V83H181ZM189 82H191V83H189ZM197 86H195V87H193L194 85H192L193 83ZM198 82H200V84H202V85H200ZM6 83H7V86H6ZM9 83V84H8ZM15 84V85H12V84ZM20 83V84H19ZM26 85H25V84ZM43 83L45 84V85H43ZM72 83V84H71ZM84 83H85V85H84ZM88 83V84H87ZM127 83V84H126ZM136 85H135V84ZM151 83V84H150ZM173 83V84H172ZM205 83V84H204ZM10 84H11V86H10ZM28 84V85H27ZM40 84H42V87H47L46 89L45 88H43V91L41 90L42 89V87H41V85ZM50 84L52 85V87L50 86ZM62 84V87H60V85ZM109 84V85H108ZM133 84V85H132ZM138 84V85H137ZM152 84H153V86H152ZM155 84V85H154ZM157 84V85H156ZM167 84L169 85V86H167ZM179 84V87L177 86ZM181 84V85H180ZM191 86L190 88H189V85ZM198 84V85H197ZM22 85L24 86V88L22 89ZM40 85V86H39ZM68 85H69V87H68ZM80 85V86H79ZM130 85V86H129ZM135 85V86H134ZM141 85V86H140ZM171 85V86H170ZM182 85H183V87H182ZM187 87H185V86ZM200 85V86H199ZM4 86V88H1V87H3ZM13 86V87H12ZM31 87V89H30V87ZM38 86V87H37ZM65 88H64V87ZM71 86L72 87H74V89H75V87H76V89L74 90L73 88H71ZM90 86H92L91 88H90ZM97 86V87H96ZM104 86V87H103ZM119 86H120V88H119ZM125 86V87H124ZM138 86V87H137ZM145 86V87H144ZM150 86V87H149ZM160 87V89L161 88H163V89H161V91L160 92H164V97H165V99H164V97H163V100H162V102L163 103H161V105L162 104H164V103H166V102H168V103H166V105H163V106H165V108H162V110H164V109H166L165 111H168V110H170V109H172V107H175L174 106V104L172 103V101H173V99L171 100V98H174L175 96V94H177L176 96H179L180 94H182L183 96L185 95V94H187V95H185V98H188L190 101H192V100H196V102L198 103V104H196V102L195 101H192V103L193 104H196L194 107H193V105H191V107H190V104H188L187 106H185V108H188V112L186 113L187 115V117H184L181 121H180V123H176V124H174L175 126L173 127V125H172V129L170 130L169 129V127L171 126V125H167V126H161L160 124H159V121H157L156 119H158V117H159V114H156V113H154V114H150V111H148V109L147 110H143V109H141V107H143V106H140L141 104L142 105H144L145 106V104H144V101H145V103H146V100H143V99H139L138 97H136V96H134V95H130L129 97L131 98L130 100H128V102L126 101H124L125 102V104L127 105L126 107H125V111H128V112H123V111H115L114 109H112V107H111V105H113L114 104V102H115V104L116 103H120L121 102V100L119 99V97H112V99H110V97H108L107 95H109L108 93H113L114 95H115V93H116V91H118V90H121V89H123V87L125 88V90H122V91H134V92H136L137 94H140V95H142L143 93H146V92H151L152 90H154V91H156V90H158L159 89V87ZM165 86V87H164ZM202 86V87H201ZM211 86V85H210ZM7 87V88H6ZM16 87H17V89H16ZM33 87V88H32ZM41 87V88H40ZM58 87H60V88H58ZM78 87H80V88H78ZM131 87V88H130ZM142 87H144L143 89L145 90H143V89H141ZM148 87V88H147ZM151 87H154V89L152 88L151 89ZM173 87V88H172ZM177 87H178V89H177ZM207 89H205V88ZM10 88V89H9ZM19 88H21V89H19ZM29 88V89H28ZM56 88V89H55ZM81 88H83V89H81ZM90 88V89H89ZM95 88H98L97 90L95 89ZM109 89V92L107 91L108 89ZM166 88V89H165ZM170 88V89H169ZM172 88V89H171ZM174 88H176V89H174ZM192 88V91L190 90ZM201 88V93L199 94V91L197 90V89H200ZM204 88V89H203ZM1 89H2V91H1ZM4 89V90H3ZM5 89H7L6 91H5ZM13 89V90H12ZM47 89H48V91H47ZM53 89V90H52ZM58 89H60L59 91H58ZM72 91H71V90ZM80 89V90H79ZM111 89V90H110ZM116 89V90H115ZM176 90V92L177 91H179V92H175L174 90ZM187 91H186V90ZM189 89V90H188ZM193 89H195V91L193 90ZM19 90V91H18ZM26 90V91H25ZM28 90V91H27ZM30 90V91H29ZM57 90V91H56ZM68 91V92H66L65 94H64V92L65 91ZM82 90V91H81ZM106 90V91H105ZM180 90H182V92H183V90H184V92L182 93ZM196 90H197V92H196ZM254 89H252V90H248V92H247V90H245V91H243L242 93L244 94V96L245 97H243L242 96V100H244L243 101V103H245V105H246V103H247V105L249 104V102H247V101H245L246 99H248V98H251L252 96L250 95V92H252ZM8 91H9V94H7L8 93ZM12 91H14V92H12ZM40 91H42V92H40ZM51 91H54V94H53V92H52V94L50 93ZM55 91L57 92V93H55ZM76 93H75V92ZM88 91V92H87ZM99 91V92H98ZM104 91V92H103ZM114 91H115V93H114ZM140 91H142V92H140ZM167 91V93L165 94V92ZM174 91V92H173ZM16 92V93H15ZM18 92V93H17ZM22 92V93H21ZM28 92V94H29V96H28V94H26ZM48 92V93H47ZM59 92V93H58ZM63 92V94L61 95V93ZM80 92V93H79ZM85 92V93H84ZM101 92V93H100ZM107 92V93H106ZM188 92H189V95L191 96V99L189 98L190 96L188 95ZM193 92H195V93H193ZM203 92V93H202ZM207 92H209V93H207ZM11 93H15V95L16 94H19V96L21 97L23 94H25V96L23 95L21 98L18 96V97H16L15 95H11ZM34 93V94H33ZM38 93V94H37ZM45 93H47V96H46V94ZM78 93V94H77ZM173 93H174V95H173ZM246 93H248V94H246ZM31 94H32V96H31ZM77 94V95H76ZM84 94V95H83ZM103 94H105V95H103ZM171 94V96H169ZM203 94V95H202ZM205 94V95H204ZM209 94H211V96L209 95ZM37 95H39V96H37ZM51 95V96H50ZM55 95V96H54ZM57 95V96H56ZM63 96L62 98H63V100L65 101L66 100V102L69 104H67L66 102H64L63 100V102L64 103H62V101H61V99H60V97L59 96ZM67 96V97H65V96ZM82 95V96H81ZM153 96H154V94H152ZM152 95H148V97H146V99L148 98V100H149V97H151L152 99V101L154 102L155 100H157L156 98L153 100V98L154 97H152ZM166 95H167V98H166ZM192 95H193V97H192ZM201 95H202V98L203 99H200L201 98ZM246 95H247V97H246ZM251 96V97H248V96ZM5 96V97H4ZM12 96V97H11ZM13 96H14V98H13ZM75 96V97H74ZM85 96H87V97H85ZM157 96V95H156ZM173 96V97H172ZM189 96V97H188ZM197 96V97H196ZM204 96H208V97H210V99L212 100V97H213V100L211 101L210 99H208V97H204ZM72 97V98H71ZM77 97V98H76ZM79 97V98H78ZM82 97H84V99L82 98ZM92 97V98H91ZM6 98H7V100H6ZM13 98V99H12ZM19 98V99H18ZM31 98V99H30ZM48 98V99H47ZM51 100H50V99ZM59 99L60 100V102L61 103H59V100H57V99ZM65 98V99H64ZM109 98V99H108ZM206 98H207V101H206ZM220 98V97H219ZM244 98H246V99H244ZM71 99V100H70ZM81 99H83V100H81ZM92 101H91V100ZM134 99V100H133ZM137 99V100H136ZM2 100H4L3 102H1ZM9 100H11V101H9ZM13 100V101H12ZM20 100V101H19ZM36 100V102L34 103V101ZM48 100V101H47ZM75 100V101H74ZM77 100H79V101H77ZM105 100V101H104ZM108 100V101H107ZM111 100V101H110ZM117 100H119V101H117ZM147 100V101H148ZM169 100V101H168ZM200 100V101H199ZM203 100L205 101V103L207 102H209V103H211V105L210 104H208V106H207V104H205L204 103V105H202L203 103H201V102H203ZM210 100V101H209ZM215 100V101H214ZM241 100V101H242ZM255 100V99H254ZM22 101H24L23 102V105H22ZM41 101V102H40ZM42 101H44L43 102V104H42ZM52 101H54L53 103H52ZM85 101V102H84ZM97 101H99V102H97ZM101 101V102H100ZM117 101V102H116ZM143 101V102H142ZM151 101V102H152ZM214 101V102H213ZM17 102H19V103H17ZM38 102V103H37ZM72 102V103H71ZM74 102H75V104L76 105H74ZM81 102V104H79V103ZM92 102H94V103H92ZM107 102V103H106ZM111 102H113V103H111ZM134 102V103H133ZM141 102V103H140ZM152 102V103H153ZM171 102V103H170ZM195 102V103H194ZM6 103V104H5ZM46 103H47V105H46ZM50 103V104H49ZM55 103V104H54ZM59 103V104H58ZM86 103L88 104H90V106H89V104L88 105H86ZM109 103H111V104H109ZM128 103L129 104H131V105H128ZM201 103V105H199ZM34 104V105H33ZM62 104V105H61ZM78 104H79V106H78ZM92 104H94V105H92ZM103 104V105H102ZM107 104V105H106ZM140 104V105H139ZM168 104V105H167ZM213 104V105H212ZM5 107H4V106ZM32 105V106H31ZM35 105H38V106H35ZM41 105L42 106H45V108L43 107H41ZM58 105V106H57ZM74 107H73V106ZM83 105H85V106H83ZM198 105V107H196ZM218 105V104H217ZM12 106H14V107H12ZM34 106V107H33ZM63 106H65V107H63ZM75 106H76V108H75ZM78 106V107H77ZM86 106H88V107H86ZM95 106V107H94ZM96 106H98V107H96ZM103 106V107H102ZM167 106H169V107H167ZM199 106H200V108H199ZM205 106L206 107H208V108H205ZM12 107V108H11ZM16 107V108H15ZM19 109H18V108ZM37 107V108H36ZM57 107V108H56ZM84 107H86L87 108V110H86V108H84ZM130 107V108H129ZM138 107H140V108H138ZM171 107V108H170ZM196 107V108H195ZM211 107V108H210ZM249 107V106H248ZM23 108V109H22ZM25 108V109H24ZM32 108V109H31ZM34 108H36L34 111H33V109ZM39 108V109H38ZM55 109V112H54V109ZM75 108V109H74ZM81 110H80V109ZM98 108V109H97ZM108 108V109H107ZM111 108V109H110ZM136 108H138L137 110H136ZM179 108V107H178ZM191 108V109H190ZM199 108V109H198ZM205 108V109H204ZM6 109V110H5ZM10 109V110H9ZM16 110V111H14V110ZM32 110V112H33V114L30 112V113H28L29 112V110ZM42 109H44V110H42ZM47 109V110H46ZM72 110L71 111V113H70V110ZM79 109V110H78ZM97 109V110H96ZM197 109V110H196ZM203 109V111L201 112V110ZM208 109V110H207ZM22 110V111H21ZM27 110V111H26ZM30 110V111H31ZM50 110V111H49ZM53 110V111H52ZM67 110H69V112H68V115L69 116H67V113H65V112H67ZM90 110V111H89ZM141 110L143 113H141V111L139 112V111ZM193 110V111H192ZM200 110V112H198L197 113V111H199ZM205 110L206 111H208V112H205ZM214 110H216V109H214ZM214 110H212V112L214 111ZM6 113H4V112ZM19 111V112H18ZM26 111V112H25ZM50 113H49V112ZM60 111H62V112H64V114L62 115V112H60ZM78 111H80V112H78ZM83 111V112H82ZM92 111V112H91ZM95 111V112H94ZM105 111V112H104ZM147 111H148V113H147ZM192 111V113H191V115L194 117L195 115L194 114H196V118H198V119H196V118H193V117H191V115H190V112ZM9 112H10V114H9ZM20 113V114H18V113ZM45 112V113H44ZM55 114H54V113ZM81 112H82V114H81ZM107 112H109V113H107ZM112 112V113H111ZM116 113V114H114V113ZM134 114H132V113ZM195 112V113H194ZM22 113H24V114H22ZM37 113V114H36ZM47 113V114H46ZM54 115H53V114ZM58 113V114H57ZM60 113V114H59ZM70 113V114H69ZM75 113V114H74ZM84 113V114H83ZM95 113H96V116H95ZM99 113V114H98ZM103 113H104V115H103ZM106 113H107V115H106ZM130 113V114H129ZM194 113V114H193ZM201 113H205V114H201ZM5 114V115H4ZM22 114V115H21ZM27 114H29V115H27V117H26V115ZM36 114V115H35ZM45 114V115H44ZM49 114H51V115H49ZM66 114V115H65ZM80 114V115H79ZM92 116H91V115ZM161 114V113H160ZM201 114V115H200ZM263 114V116H264V113H262ZM10 115V116H9ZM33 115V116H32ZM57 115H60V117L59 116H57ZM61 115H62V117H61ZM65 115V116H64ZM79 115V116H78ZM81 115H83V117L85 116V118H81L82 116ZM117 115H118V117H120V118H122L123 119V117H126V119L127 120H129L130 121V119H131V123H129L130 125H126V127L125 128H121V130H120V128L118 129L117 127H115L113 124H111L113 121L111 120L112 119V117H113V119H115V117H117ZM127 115H128V117H127ZM130 115V116H129ZM149 115V116H148ZM199 115H200V118H199ZM3 116V117H2ZM13 116H15V118L13 117ZM19 116V118H17ZM67 117V119L65 118V119H63L64 117ZM73 118H71V117ZM76 116H77V120H75L76 119ZM81 116V117H80ZM86 116H89V117H86ZM103 116V117H102ZM106 116V117H105ZM108 116V117H107ZM110 116H112V117H110ZM122 116V117H121ZM132 116V117H131ZM135 116V117H134ZM140 116V117H139ZM148 116V117H147ZM7 117V118H6ZM10 117V118H9ZM23 119H22V118ZM24 117H26V118H24ZM35 117H37V119H35ZM48 117V118H47ZM56 117V118H55ZM94 117V118H93ZM109 117H110V119H109ZM142 118L141 119V123H139V125H141V126H143V127H141V126H139L135 121H136V119L137 118ZM143 117H144V119H143ZM17 118V119H16ZM23 120H21V119ZM57 118H59V119H57ZM83 119V120H81V119ZM87 118V119H86ZM150 120H149V119ZM155 120H154V119ZM186 118H187V120H186ZM190 118V119H189ZM7 119V120H6ZM9 119V120H8ZM14 119V120H13ZM16 119V120H15ZM35 119V120H34ZM43 119V120H42ZM50 119V120H49ZM54 119H56V120H54ZM62 119V120H61ZM78 119H80V120H78ZM103 119V120H102ZM186 121H185V120ZM193 119H195V120H193ZM20 122H19V121ZM30 120V121H29ZM40 120H42L41 122H42V125L40 126V124L41 123H39V121ZM64 120V121H63ZM68 122H67V121ZM86 120H88V121H86ZM101 120V121H100ZM142 120H145V121H142ZM154 122V121H156V123L154 122H152V121ZM189 120V121H188ZM193 122H192V121ZM21 121H22V123H21ZM48 123H46V122ZM54 121H56V122H54ZM59 123H58V122ZM61 121V122H60ZM63 121V122H62ZM79 121V122H78ZM81 121H82V124H79V123H81ZM98 121V122H97ZM102 121H104V122H102ZM151 123L152 122V124H154V125H157V126H153L152 124H150V126L152 125L153 127H155L154 129L155 130H153V127L151 128V127H148L147 125H145V123ZM3 122H5V124L6 125H4V123ZM36 124H34V123ZM53 122V123H52ZM64 122H66L67 124H65ZM90 122H92L91 124H90ZM143 122H145L144 123V125H143ZM158 122V123H157ZM183 122H186V123H184V124H186V125H184L183 124ZM188 122V123H187ZM190 122V123H189ZM2 123H3V125H2ZM15 123V124H14ZM22 125H20V124ZM31 125H30V124ZM39 123V124H38ZM57 125H59V126H57ZM74 125H73V124ZM75 123H78V124H76L75 125ZM98 123V124H97ZM109 123V124H108ZM136 123V124H135ZM195 123V124H194ZM17 124H18V126H17ZM53 126H51V125ZM56 125V126H54V125ZM64 124V125H63ZM71 124V125H70ZM99 124H101V125H99ZM103 124H105V125H107V126H105V125H103ZM111 124V125H110ZM134 124V125H133ZM187 124H188V127H187ZM189 124H190V126H189ZM11 125H13V126H11ZM29 125L30 126H32L33 128H29ZM38 125H39V129H38ZM61 125H62V127H61ZM82 125V126H81ZM93 125L95 126V127H97V128H95V127H93ZM9 126H11V127H9ZM24 126V127H23ZM35 126H37V127H35ZM43 126V127H42ZM49 126V127H48ZM64 126V127H63ZM73 126V127H72ZM81 126V127H80ZM90 126V127H89ZM100 127V130H99V132H98V129H99V127ZM139 126V127H138ZM182 126V127H181ZM183 126H186V127H183ZM3 127H4V129H3ZM25 127H26V129H25ZM36 129H35V128ZM51 127V128H50ZM68 127H70V128H68ZM71 127H72V129H71ZM106 127V128H105ZM146 127V128H145ZM167 128V129H163L162 130V128ZM178 127V126H177ZM5 128H6V130H5ZM8 128H11L12 130H10V129H8ZM41 128V129H40ZM43 128V129H42ZM45 128V129H44ZM49 128V129H48ZM57 130H56V129ZM74 128H75V130H78V129H80V130H84V128L85 129H89L88 131H92L93 130V134L91 133L90 134V132H88L87 130H84V132H82L81 134H80V136L78 135V137H75L74 138V132H75V130H74ZM95 128V129H94ZM110 128H112V129H110ZM135 128H138V131L137 130H135V132L136 133H134V135H133V132H134V129ZM145 128V129H144ZM150 130H149V129ZM157 128V129H156ZM158 128H159V130H158ZM160 128H161V130H160ZM171 128V127H170ZM173 128H174V132L172 131L173 130ZM16 129H19V133H17L18 131L16 130ZM32 129V130H31ZM90 129H92V130H90ZM102 129H103V131H102ZM108 129V130H107ZM116 129V130H115ZM118 129V130H117ZM132 129V130H131ZM144 129V130H143ZM148 129V130H147ZM151 129H152V131L154 132V134H153V132L151 131ZM179 129L176 131V132H178L179 131ZM4 130V131H3ZM26 130V131H25ZM29 130V131H28ZM63 130V131H62ZM66 130V131H65ZM72 130V131H71ZM112 130V131H111ZM168 130H170L171 132H172V134L170 133V131L169 132H166V131H168ZM2 131V132H1ZM9 131V132H8ZM13 133H12V132ZM23 131V132H22ZM51 131H53V134H52V132ZM58 131V132H57ZM98 132V133H96L95 134V132ZM108 131H110V132H108ZM116 131H118L117 133L118 134H116L115 132ZM120 131V132H119ZM132 131V134L130 133ZM141 131V132H140ZM143 131V132H142ZM144 131H145V133H144ZM146 131H147V133H146ZM159 131V132H158ZM162 133H161V132ZM181 131V130H180ZM31 132V133H30ZM35 132V133H34ZM39 134H38V133ZM42 132L44 133V134H42ZM68 132V133H67ZM104 132H105V139H102L101 138V136L100 135H103V138H104ZM112 132H113V134H112ZM123 132V133H122ZM129 132V133H128ZM151 133V135L152 136H154V137H152V136H150V137H152V138H148L149 137V135H150V133ZM157 132V133H156ZM165 132V133H164ZM4 133H5V135H4ZM6 133H7V135H6ZM17 133V135H18V137L17 136H15L14 134H16ZM27 133V134H26ZM73 133V134H72ZM86 133V134H85ZM102 133V134H101ZM115 133V134H114ZM119 133H121V135L119 134ZM128 133V134H127ZM159 133V134H158ZM164 133V134H163ZM167 133V134H166ZM37 134V135H36ZM57 134V135H56ZM60 134V135H59ZM99 134V136L97 137L96 135H98ZM136 134V135H135ZM145 134V135H144ZM161 134V135H160ZM169 134V135H168ZM171 134V135H170ZM226 135L225 136H229L231 133L228 131V134L229 135H227V133H225ZM24 135H26V136H24ZM35 135H36V137H35ZM48 135H50V136H48ZM53 135V136H52ZM83 135H84V137H83ZM89 135H91L92 136V138H90L89 137ZM121 136V138H120V136ZM122 135H123V137H122ZM126 135H130V136H126ZM163 135H168V136H163ZM24 136V137H23ZM29 136V137H28ZM38 136L40 137V138H38ZM44 136V137H43ZM61 136V137H60ZM83 138H82V137ZM88 136V137H87ZM95 136H96V138H95ZM114 137V139H113V137ZM125 136V137H124ZM137 136V137H136ZM144 137L145 139L143 140V138L142 137ZM155 136H159V137H155ZM2 137V138H1ZM33 137V139H32V141H31V139L30 138H32ZM41 137H43V139L41 138ZM65 137V138H64ZM85 137H86V140H85ZM110 137H112L111 139H110V142H107V141H109V138ZM134 139V137H135V139L134 140H136V141H132V138ZM141 137V139H139ZM169 137V138H168ZM173 137H174V135H173ZM12 138V139H11ZM19 138V140H17ZM20 138H22V139H20ZM37 138V139H36ZM48 138H50L49 140H48ZM57 138V139H56ZM62 138V139H61ZM71 138V139H70ZM90 139V140H87V139ZM94 138H95V140H94ZM99 138V140H101V142L99 141L98 143H96L97 142V139ZM120 138V139H119ZM131 138V139H130ZM162 138H163V140L165 139V141H161L162 140ZM28 139V140H27ZM36 139V140H35ZM39 139V140H38ZM77 139H78V141H77ZM119 139V140H118ZM121 139H122V141H121ZM126 141H124V140ZM128 139V140H127ZM152 139V140H151ZM153 139H155V140H153ZM183 139V138H182ZM40 140H43V141H41L40 142ZM48 140V141H47ZM54 140V141H53ZM68 140V141H67ZM70 140V141H69ZM114 140H118L119 141V143H120V145H118L119 143L117 142V141H114ZM140 140L142 141L141 143H140ZM146 140H150V142L149 141H147V142H144V141H146ZM2 141V142H1ZM16 141V142H15ZM28 141V142H27ZM31 141V142H30ZM33 141H35L34 142V144L32 145V143H33ZM36 141H38V142H36ZM44 141H45V143H44ZM49 141H53V143H51V142H49ZM57 141V142H56ZM61 141V142H60ZM79 143V148L77 149L76 147H74V146H76V145H78L77 144V142ZM90 141H92L91 143H90ZM95 141V142H94ZM104 142V144H102L103 142ZM107 142V144H105L106 142ZM112 141V142H111ZM132 141V143L130 144V142ZM156 141V142H155ZM160 143H159V142ZM21 144H20V143ZM66 142V144H64ZM71 142V143H70ZM72 142H76V143H73L72 144ZM87 142V143H86ZM94 142V143H93ZM115 142V143H114ZM121 142H123V144L121 143ZM133 142H135V143H133ZM67 143H70V144H68L67 145ZM93 143V144H92ZM99 143H101V145L99 144ZM116 143H118V144H116ZM127 143V144H126ZM158 143V144H157ZM166 143V142H165ZM209 143H211L212 144V142H209ZM214 143V142H213ZM245 142H243L242 141V143H240L239 145H241V146H239L240 147V149H239V151L237 152L238 154L240 153L241 154V152L242 153H244L243 151H245V149L243 148V150H242V148L241 147H243L245 144H244ZM25 144V145H24ZM31 144V145H30ZM58 144V145H57ZM64 144V145H63ZM82 144H83V146H82ZM139 144V145H138ZM8 145V146H7ZM17 147V148H15V146ZM18 145V146H17ZM36 145V146H35ZM40 145V146H39ZM46 147H45V146ZM50 145V146H49ZM56 145H57V147L58 146H60L59 148H56ZM69 146L70 145V147L71 146H73V148H70V149H72V151L71 150H69L68 149V147L67 146ZM91 145H93V146H91ZM99 145V149L98 148H96L97 146ZM103 145H106V146H103ZM116 145V146H115ZM134 145V146H133ZM136 145V146H135ZM49 146V147H48ZM53 146V147H52ZM86 147V149H85V147ZM89 146H90V148H89ZM96 146V147H95ZM111 146V147H110ZM118 146H120V150H118L119 149V147ZM132 146H133V148H132ZM29 147V148H28ZM32 149H31V148ZM41 147V148H40ZM57 149V150H54L55 148ZM62 147V148H61ZM63 147H64V149H63ZM108 147H110V148H108ZM123 147H125V148H123ZM216 147H218V146H215V148ZM54 148V149H53ZM68 149L67 151H66V149ZM82 148H84V151L82 150ZM96 150H95V149ZM100 148H102V149H100ZM115 148V149H114ZM117 148V149H116ZM129 148V149H128ZM37 151H36V150ZM49 151H48V150ZM60 149H63V150H60ZM77 149V150H76ZM216 149H218L219 150V147L218 148H216ZM5 150V151H4ZM12 150V151H11ZM26 150V151H25ZM33 150V151H32ZM42 150H43V152H42ZM46 150V151H45ZM58 150H60V152L58 151ZM97 150H98V152H97ZM103 150V151H102ZM106 150H107V152H106ZM109 150V151H108ZM113 150V151H112ZM114 150H116V151H114ZM217 150V151H218ZM237 150V149H236ZM21 151V152H20ZM34 151H36V153L37 154H35V152ZM48 151V152H47ZM63 151V153H61ZM71 151V152H70ZM75 151V152H74ZM105 151V152H104ZM112 151V152H111ZM8 152H12L11 153V155L8 153ZM23 152H25V153H23ZM30 152V153H29ZM33 152V153H32ZM40 152V153H39ZM41 152L43 153V154H41ZM79 152V153H78ZM98 154H97V153ZM104 152V153H103ZM111 152V154H109ZM2 153V154H1ZM16 153V154H15ZM46 153H48V154H46ZM57 153V154H56ZM68 153V154H67ZM96 153V154H95ZM106 153V154H105ZM4 154V155H3ZM10 155V157H9V155ZM16 156H15V155ZM25 154H26V156H25ZM34 154V155H33ZM41 154V155H40ZM52 154H54V155H52ZM70 154V155H69ZM108 154V155H107ZM3 155V156H2ZM5 155H8V159H6L7 158V156H5ZM13 155V156H12ZM31 155H33V157L31 156ZM40 155V156H39ZM48 155V156H47ZM56 155V156H55ZM99 155H101V156H99ZM104 155V156H103ZM13 158H12V157ZM23 156V157H22ZM36 156V157H35ZM43 156V157H42ZM47 156V157H46ZM4 157V158H3ZM21 157H22V159L23 160H21ZM46 157V158H45ZM77 157V158H76ZM89 157V158H88ZM92 159H91V158ZM126 157H128V155L126 156ZM45 158V159H44ZM100 158V159H99ZM104 158V159H103ZM105 158H106V160H105ZM38 159V160H37ZM102 159H103V161L104 162H102ZM11 160V161H10ZM56 160H58V162L56 161ZM76 160V161H75ZM79 160V161H78ZM4 161V162H3ZM10 161V162H9ZM17 161V162H16ZM55 161V162H54ZM106 161H108V162H106ZM200 161H202V162H200V163H202L203 165L204 164H206V160H200ZM24 162H25V164H24ZM30 162H31V164H30ZM41 162H43V163H45L43 166H46V167H48V168H50V169H54V172L56 173H54L51 177H50V179H47V181L44 179V177L43 176H40V174H39V172H40V169L42 168L41 166H42V164L43 163H41ZM47 162V163H46ZM53 162V163H52ZM60 162V163H59ZM62 162V163H61ZM75 162H77V163H75ZM98 162V163H97ZM100 162V163H99ZM3 163H4V165H3ZM70 163V164H69ZM81 163V164H80ZM17 164H18V166H17ZM23 164V168L21 167V165ZM27 164V165H26ZM33 164L35 165V164H37L36 165V168H34L35 166H33ZM47 164V165H46ZM50 164H52V165H50ZM56 164V165H55ZM78 164V165H77ZM6 165V166H5ZM29 165H31L32 166V169L30 168V170L28 169V167H29ZM39 165H40V167H39ZM84 165V166H83ZM96 165V166H95ZM202 165V169H199V172L201 173L200 175L198 174L199 172H198V170L195 172V173H193V172H191L190 174H189V176H187V177H189V178H187L186 177V180H189L190 181V183L192 182V180H193V182H195L196 180H195V176L197 177V175H198V178H197V181H198V179H202V177H204L205 176V173H207V168H208V165L206 164V166H205V169H203V166ZM30 166V167H31ZM53 166H55V167H53ZM73 166H75V169H74V167ZM81 166V167H80ZM87 168H86V167ZM91 167L90 169H88L89 167ZM95 166V167H94ZM79 168L78 170H77V168ZM94 167V168H93ZM97 167V168H96ZM26 168V169H25ZM81 168V169H80ZM83 168H85V169H87V170H85V169H83ZM17 169V170H16ZM97 169V170H96ZM7 170V171H6ZM12 170V171H11ZM20 170V171H19ZM29 170V171H28ZM63 170V171H62ZM79 170H81V171H79ZM90 170V172H87V171H89ZM94 170V171H93ZM96 170V171H95ZM202 170H203V172L204 173H202ZM22 171H23V173H22ZM25 171V172H24ZM58 171V172H57ZM74 171V172H73ZM77 171V172H76ZM83 171H84V173H83ZM16 173V175H15V173ZM68 172H69V174H68ZM4 173H5V176H4ZM18 173H20V174H18ZM62 174L61 176H60V174ZM88 173V174H87ZM97 175H96V174ZM7 174V175H6ZM23 174V175H22ZM86 174V175H85ZM152 174V173H151ZM150 173H149V177H150V179L147 181V183H146V189H149V192H150V195L151 194H154L152 197L154 198V202L155 203H162V202H167L169 199H172V198H174V197H170L169 195H172V194H174V193H176V191L177 190H179V189H183V190H185L187 187H192L193 185H194V183H193V185H192V183L190 184L189 182H186V183H184L186 180H185V175H183L182 176V174H180L181 175V178H184V179H180L179 177H180V175L178 174V175H174L175 176V178H174V176H169L168 174L166 175L167 177H166V180H165V178H164V176H162V175H160V174H152L151 175ZM194 174H196V175H194ZM203 174V175H202ZM8 175H9V177H8ZM13 175H15V176H13ZM18 175V176H17ZM28 175V176H27ZM55 175H57V176H55ZM64 175V176H63ZM90 177H89V176ZM158 177H157V176ZM194 177H193V176ZM202 175V176H201ZM33 176H34V178H33ZM87 178H86V177ZM154 176V177H153ZM156 176V177H155ZM171 178V179H167V178H169V177ZM191 176V177H190ZM3 177H5V178H3ZM14 177V178H13ZM41 177V178H40ZM55 177V178H54ZM65 177V178H64ZM12 178V179H11ZM25 178H26V181H25ZM83 178V179H82ZM90 178V179H89ZM160 178L162 179V182L160 181ZM179 178V180H177ZM191 178H193V179H191ZM54 179V180H53ZM87 179H88V181H87ZM173 179H176L175 181H173ZM80 180V181H79ZM90 180V181H89ZM94 180V181H93ZM96 180V181H95ZM100 180H102V181H100ZM163 180H164V182H163ZM168 180V181H167ZM180 180H181V182H180ZM183 180V181H182ZM185 180V181H184ZM61 182V183H58V182ZM173 181V182H172ZM11 184H10V183ZM19 182H21V183H19ZM51 184H50V183ZM56 182V183H55ZM73 182V183H72ZM83 182V183H82ZM97 182H99V183H97ZM166 182V183H165ZM172 182V183H171ZM2 183V184H1ZM27 183V184H26ZM30 183V184H29ZM38 183V184H37ZM44 183V184H43ZM65 185H64V184ZM85 183L86 184H88L87 186L85 185ZM95 183H97V184H95ZM151 183H153L152 185H151ZM165 183V184H164ZM170 183H171V185H170ZM174 183V184H173ZM176 183V184H175ZM189 183V184H188ZM14 184V185H13ZM24 184V185H23ZM34 184V185H33ZM77 184H78V186H77ZM93 185V186H91V185ZM166 184H168L169 186H170V188L168 189V188H166V187H168V186H166ZM183 184V185H182ZM30 185V186H29ZM31 185H32V187H31ZM151 185V186H150ZM153 185L154 186H157V187H154L153 188ZM160 185V186H159ZM173 185V186H172ZM175 185V186H174ZM178 186V188H177V186ZM184 185H186V186H184ZM190 185V186H189ZM192 185V186H191ZM9 186V187H8ZM26 186V187H25ZM47 186H49V188L47 187ZM56 186V187H55ZM74 186V188H72ZM84 188H83V187ZM91 186V187H90ZM162 186V187H161ZM164 186V187H163ZM184 186V187H183ZM8 189H7V188ZM25 187V188H24ZM47 187V188H46ZM93 187V188H92ZM96 187V188H95ZM172 187V188H171ZM177 188V190L175 189V188ZM180 187V188H179ZM186 187V188H185ZM158 188V189H157ZM160 188L162 189H164V188H166V190H160ZM2 189V190H1ZM20 189V190H19ZM91 189V190H90ZM153 191H152V190ZM170 189H172L173 191L174 190H176V191H174V193L172 192V190H170ZM29 190V191H28ZM86 190V191H85ZM94 190V191H93ZM160 190V192H162V193H160L159 194V192L158 191ZM168 190V191H167ZM171 192H170V191ZM5 191V192H4ZM8 191V192H7ZM19 191H21V192H19ZM67 191V192H66ZM155 191V192H154ZM7 192V193H6ZM51 192V193H50ZM53 192V193H52ZM63 192H66V193H63ZM86 192V193H85ZM165 192V193H164ZM166 192H168V193H166ZM6 193V194H5ZM44 195H42V194ZM68 193V194H67ZM89 193V195L88 196H86L87 194ZM95 193V194H94ZM104 193V192H103ZM168 194L167 195V200L165 199V197L164 198H162V200H161V197L160 196H162V194ZM4 194V195H3ZM13 194H14V196H13ZM33 194V195H32ZM48 194V196L50 195V199H48V197L46 196ZM54 194L56 195V196H54ZM62 194V196H59V195H61ZM79 194H80V196H79ZM8 195V196H7ZM27 195V196H26ZM32 195V196H31ZM42 195V196H41ZM74 195V196H73ZM85 195V196H84ZM10 196H12V197H10ZM18 198H17V197ZM52 196V197H51ZM57 196H59L58 198H57ZM66 196V197H65ZM78 196V197H77ZM83 198H82V197ZM91 196V197H90ZM93 196H95V197H93ZM114 194L113 195H110L109 196V198L110 199H113L114 197ZM168 196H169V198H168ZM13 197H14V199H13ZM33 197V198H32ZM39 197V198H38ZM43 197V198H42ZM45 197H47V198H45ZM61 197V198H60ZM97 197V198H96ZM16 198V199H15ZM92 200H91V199ZM156 198H158L159 200H157L156 201ZM19 199V200H18ZM23 199V200H22ZM55 199H56V201H55ZM71 201H69V200ZM84 199H86L85 201H84ZM12 200V201H11ZM30 200V201H29ZM40 201V203H39V201ZM74 200V201H73ZM173 200V202H174V199H172ZM35 201H36V203H35ZM46 201V202H45ZM60 201V202H59ZM65 201H67V202H65ZM84 201V202H83ZM162 201V202H161ZM170 201V200H169ZM14 202V203H13ZM17 202V203H16ZM30 202V203H29ZM66 204H65V203ZM27 205H26V204ZM47 203H49V206H48V204ZM79 203V204H78ZM29 204V205H28ZM34 204L36 205V207L34 206ZM54 206H52V205ZM82 204V205H81ZM87 204V205H86ZM38 205V206H37ZM74 205H75V207H74ZM80 205V206H79ZM18 206V207H17ZM21 206V207H20ZM31 206V207H30ZM34 206V207H33ZM41 206V207H40ZM56 206H57V208H56ZM59 206V207H58ZM71 206V207H70ZM25 207V208H24ZM47 207V208H46ZM72 207H74L73 209H72ZM52 210H51V209ZM70 209H72L71 211H70ZM153 208H149V210H148V213L150 214L149 215V217L151 216H153L154 217V214L155 215H157L155 212H154V210H152ZM19 210V211H18ZM64 210H65V212H64ZM111 210H112V212H111ZM139 210V211H138ZM136 209L135 210V212H130V214L131 215H137V216H139V215H143L144 213H145V211L143 210V209ZM151 210V211H150ZM68 211L70 212V213H68ZM76 213H75V212ZM80 211V212H79ZM90 211H92L91 213H90ZM141 211H142V214H141ZM175 211H177V210H175ZM85 212V213H84ZM84 213V214H83ZM109 213V214H108ZM133 213V214H132ZM139 215H138V214ZM147 213V214H148ZM174 213H176V212H174ZM70 214V215H69ZM97 214V215H96ZM113 214V215H112ZM162 215V214H161ZM161 215H159V216H157V220H159V218L161 219L162 218V216ZM62 218H61V217ZM95 216V217H94ZM104 216V217H103ZM113 216V217H112ZM13 217V218H12ZM85 217V218H84ZM82 218H83V220H82ZM87 218V219H86ZM107 218V219H106ZM81 219V220H80ZM103 219V220H102ZM107 220V221H105V220ZM61 220V221H60ZM89 220V221H88ZM99 220V221H98ZM59 223H58V222ZM71 221V222H70ZM83 221V222H82ZM92 221V222H91ZM110 221H112V222H110ZM189 221V220H188ZM57 222V223H56ZM96 222V223H95ZM51 223V224H50ZM56 223V224H55ZM88 223V224H87ZM107 223V224H106ZM109 223V224H108ZM119 223V224H118ZM53 224V225H52ZM104 224H106V226H104ZM13 225V226H12ZM64 226V227H63ZM68 226V227H67ZM72 226V227H71ZM88 226V227H87ZM97 226V227H96ZM99 226H101L100 227V229L98 228ZM43 229H42V228ZM80 227V228H79ZM86 227V228H85ZM93 228V229H91V231H90V228ZM106 227V228H105ZM185 227H187V225H182L180 228V230L179 231H184V230H186L185 229ZM40 228L42 229L41 231H40ZM56 230H55V229ZM70 228V229H69ZM71 228H72V230H71ZM76 228V229H75ZM78 228V229H77ZM82 228H85V230L84 229H82ZM110 228V229H109ZM184 228V229H183ZM46 229V230H45ZM96 229V230H95ZM117 229V230H116ZM58 230H60V231H58ZM76 230H78V231H76ZM87 230H89V233H88V231ZM104 230V231H103ZM31 231V232H30ZM68 231V232H67ZM130 231V232H129ZM134 231V232H133ZM4 232V233H3ZM15 232V233H14ZM45 232V233H44ZM49 232V233H48ZM81 232V233H80ZM85 234H84V233ZM104 232H105V234H104ZM25 233H26V235H25ZM59 233V234H58ZM67 233V234H66ZM88 233V234H87ZM103 233V234H102ZM8 234V235H7ZM13 234V235H12ZM40 234V235H39ZM68 234H69V236H68ZM87 234V235H86ZM97 234H98V236H97ZM154 234H156V235H154ZM194 234H195V232H194ZM12 235V236H11ZM38 235H39V237H38ZM67 237H66V236ZM80 235V236H79ZM84 235V236H83ZM106 235H110V237L109 236H106ZM7 236V237H6ZM22 238H21V237ZM36 236V237H35ZM61 236H63V237H61ZM76 236V237H75ZM90 236H91V238H90ZM94 236V237H93ZM99 237L98 239H97V237ZM101 236H103L102 238H101ZM119 236V237H118ZM128 236H130V237H128ZM4 237V238H3ZM16 237V238H15ZM20 237V238H19ZM32 237H34L35 239H32ZM69 237V238H68ZM84 237V238H83ZM89 237V238H88ZM96 237V238H95ZM106 237H109V238H106ZM114 239H113V238ZM116 237V238H115ZM118 237V238H117ZM122 237V236H121ZM153 237V238H152ZM204 237V236H203ZM28 238V239H27ZM38 238V239H37ZM57 238H59V239H57ZM61 238V239H60ZM71 238V239H70ZM73 238V239H72ZM79 238H81V239H79ZM86 238H88V240L90 239V241H92V242H90V241H88ZM105 238V239H104ZM142 238V239H141ZM149 238V239H148ZM155 238H157V239H155ZM32 239V240H31ZM45 239V240H44ZM70 239V240H69ZM130 239V240H129ZM146 239V240H145ZM157 241H155V240ZM29 240V241H28ZM99 242H97V241ZM112 240V241H111ZM140 240V241H139ZM149 241V242H151V244H147V243H149V242H146V241ZM161 241V242H165V240H166V243H167V246H169V247H171V248H169L166 252H165V255H164V257L162 258V259H158V252H156L157 251V246L159 245V243L160 242H158V241ZM38 241V242H37ZM65 241H67V242H65ZM77 241V242H76ZM88 241V242H87ZM130 243H129V242ZM155 241V242H154ZM171 241V242H170ZM14 242V243H13ZM26 244H25V243ZM75 242H76V244H75ZM80 242V243H79ZM90 242V243H89ZM95 242H97V243H95ZM115 242H118V244L120 245H122V244H124V242H125V244L127 243V244H131V245H122L124 248H121L122 246H120L118 249H116L117 247H114L115 245H113L112 246V243L114 244ZM132 242V243H131ZM134 242H135V244H134ZM142 242V243H141ZM145 242H146V244H145ZM37 245H36V244ZM84 243V244H83ZM95 243V244H94ZM104 243H106V244H104ZM140 243V244H139ZM153 243V244H152ZM156 243H157V246H156ZM223 243V244H222ZM226 243V244H225ZM21 244H22V246H21ZM59 244H61V245H59ZM65 244V245H64ZM67 244V245H66ZM100 244V245H99ZM102 244H104L105 246H103ZM133 244V245H132ZM143 244H145L147 247H146V249H145V246L143 245ZM208 244V246H206ZM210 244V245H209ZM228 244H231V246L230 245H228ZM234 244H235V246H234ZM31 245H32V247H31ZM43 245H45V246H43ZM54 245V246H53ZM155 245V246H154ZM161 245V244H160ZM225 245V246H224ZM227 245V246H226ZM91 246L93 247V248H91ZM96 246H98V247H96ZM100 246H102L101 248H100ZM4 247H6V248H4ZM22 247V248H21ZM38 247H40V248H38ZM44 247V248H43ZM51 247V248H50ZM53 247V248H52ZM55 247V248H54ZM130 247H131V249H130ZM148 247H150L151 249H149ZM154 247H155V249H154ZM174 247H175V252H174ZM204 247H206V248H204ZM210 247V248H209ZM214 247V248H213ZM89 248H91V249H89ZM115 248V249H114ZM129 248V249H128ZM147 248H148V250H147ZM177 248V249H176ZM217 248H218V250H217ZM224 248H226V249H224ZM231 248V250H228V249H230ZM237 248V249H236ZM16 249V250H15ZM29 249V250H28ZM54 249H55V251H54ZM76 249V250H75ZM84 249V250H83ZM105 249V248H104ZM122 249V250H121ZM138 249H139V251H138ZM155 250V252L153 253V252H149V253H146V251L148 252V251H150V250ZM5 252H4V251ZM35 250H36V252H35ZM43 250H44V252H43ZM45 250H46V252H45ZM62 250V251H61ZM71 250V251H70ZM95 250V251H94ZM126 250V251H125ZM143 250H145L143 253L145 254V256H144V254L141 252V251H143ZM172 252H174V253H170L171 251ZM179 250V251H178ZM203 250V251H202ZM207 250V251H206ZM211 252H210V251ZM216 250V251H215ZM227 250H228V252H227ZM7 251V252H6ZM16 251V252H15ZM34 251V252H33ZM39 251V252H38ZM49 251H50V255H49ZM75 251V252H74ZM76 251H78V252H76ZM85 251V252H84ZM134 251H135V253H137L138 254V252H139V254L138 255H135V257L132 259V261L129 259V260H127V261H125L124 260V257H125V252L126 253H128V252H133L134 253ZM176 251H178V252H176ZM221 251H223V253L221 252ZM26 252V253H25ZM32 252V253H31ZM122 252V253H121ZM180 252V253H179ZM203 252V253H202ZM205 252H206V254H205ZM208 252H210V253H208ZM226 252V253H225ZM9 253H10V255L11 256H8L9 255ZM48 253V254H47ZM120 253V254H119ZM140 253L141 254H143V255H140ZM168 253V254H167ZM177 253V254H176ZM182 253V254H181ZM30 254V255H29ZM32 254H33V256H32ZM38 254V255H37ZM52 254V255H51ZM55 254V255H54ZM74 254H75V256H74ZM85 254V255H84ZM90 254V255H89ZM176 254V255H175ZM188 254V255H187ZM212 256L213 255V257L214 258H212V259H209L208 257L210 256V255ZM232 254V253H231ZM236 252L235 253H233V257H235L236 255ZM21 255V256H20ZM29 255V256H28ZM148 255V256H147ZM189 255H190V258H188L189 257ZM193 255V256H192ZM199 255V256H198ZM205 255V256H204ZM216 255V256H215ZM12 256H14V257H12ZM18 256V257H17ZM40 256V257H39ZM43 256V257H42ZM47 256V257H46ZM158 256V257H157ZM196 256H197V258H196ZM28 257H31V258H28ZM52 257H54V258H52ZM172 257V258H171ZM174 257V258H173ZM194 257V258H193ZM216 257V258H215ZM16 258V259H15ZM41 258H42V260H41ZM44 258V259H43ZM56 258V259H55ZM139 258V259H138ZM179 260H178V259ZM204 258V259H203ZM249 257H241L239 260L238 259H233V260H231V262H229V263H227L226 262V264H264V257L261 259H256V257H255V261H254V259L252 258L251 260H250V258L248 259ZM3 259V260H2ZM38 259V260H37ZM46 259V260H45ZM74 259V260H73ZM136 259V260H135ZM142 259H143V261H142ZM171 260V262L172 263H169V260ZM175 259V260H174ZM188 259V260H187ZM247 259V260H246ZM1 260H2V262H1ZM21 260V261H20ZM36 260H37V262H36ZM45 261V263H43V262H41V261ZM124 260V261H123ZM150 262H149V261ZM165 260V261H164ZM166 260H168V262H166ZM238 260V261H237ZM245 260H246V262H245ZM258 260H260L259 262H258ZM18 261V262H17ZM72 261V262H71ZM96 261H97V263H96ZM134 261V262H133ZM148 261V262H147ZM155 261V262H154ZM163 261H164V263H163ZM180 261V262H179ZM253 263H252V262ZM86 262V263H85ZM108 262V263H107ZM119 262H121V263H119ZM131 262V263H130ZM161 262V263H160ZM166 262V263H165ZM178 262V263H177ZM240 262V263H239ZM251 262V263H250ZM261 262H263V263H261ZM4 264V263H3Z\"/></svg>","mask_w":264,"mask_h":264},{"label":"bare ground","instance_id":"bare-ground-1","mask_svg":"<svg viewBox=\"0 0 264 264\" xmlns=\"http://www.w3.org/2000/svg\"><path fill=\"white\" fill-rule=\"evenodd\" d=\"M112 1V0H111ZM110 1V2H111ZM122 1V0H121ZM126 1V0H125ZM128 1V0H127ZM137 2H135L134 1V3H138L137 5H141V4H143V3H141V2H138V1H140V0H136ZM144 1V0H143ZM201 1V0H200ZM205 1V0H204ZM239 1V0H238ZM252 1V0H251ZM259 1V0H258ZM258 1H256V3H259ZM263 1V0H262ZM94 2H96V0L94 1ZM100 1H97L96 3L98 4ZM104 2H105V0L103 1V5H105L104 4ZM115 2H117V1H115ZM132 2V1H131ZM240 2H241V0H240ZM248 2V1H247ZM246 2V3H247ZM250 2V1H249ZM253 2V1H252ZM96 3H94L93 4V6H90V7H93L94 8V5H96ZM106 3V2H105ZM122 3V2H121ZM124 3V2H123ZM126 3V2H125ZM133 3V4H134ZM139 3H141V4H139ZM264 3V2H263ZM10 4V3H9ZM8 4V5H9ZM87 4V3H86ZM86 4H85V6H86ZM102 4V3H101ZM108 4H110V3H108V1H107V3H106V5H108ZM111 4H112V2H111ZM13 5V4H12ZM84 5V4H83ZM99 5V4H98ZM113 5H114V3H113ZM145 5H147V4H145ZM149 5V4H148ZM242 5V4H241ZM241 5H240V10H241ZM248 5V4H247ZM252 5V4H251ZM256 5V4H255ZM260 5V4H259ZM79 6H80V8H83V7H81V4H79ZM87 6H89V5H87ZM97 6V5H96ZM100 6V5H99ZM110 6V8H114V7H111V5H109ZM117 6H119V7H121V5H117ZM124 6V5H123ZM123 6L121 7V8H123ZM142 6V5H141ZM140 6V7H141ZM239 6V5H238ZM264 6V5H263ZM8 7V6H7ZM16 7V6H15ZM76 7V6H75ZM98 7V6H97ZM103 7V6H102ZM107 7V6H106ZM136 7V6H135ZM139 7V6H138ZM137 7V8H138ZM139 7V8H140ZM143 7V6H142ZM186 7V6H185ZM228 7V6H227ZM235 7H237V6H235ZM257 7V6H256ZM69 9H71V7H68ZM79 8V9H80ZM85 8V7H84ZM83 8V9H84ZM92 8V9H93ZM96 8V7H95ZM101 8V7H100ZM105 8V7H104ZM103 8V9H104ZM109 8V9H110ZM117 8V7H116ZM115 8V10H117ZM121 8H119V9H121ZM134 8V7H133ZM138 8V9H139ZM181 8H183V7H181ZM180 8V9H181ZM243 8V7H242ZM73 9H74V7H73ZM97 9V8H96ZM106 9V8H105ZM104 9V10H105ZM125 9V8H124ZM144 9H146V8H144ZM151 9V8H150ZM179 8H178V13H179V10H180ZM184 9H186V8H184ZM261 9H263V8H261ZM3 10V9H2ZM72 10V9H71ZM80 10H82V9H80ZM85 11H86V9H84ZM98 10V9H97ZM108 10V9H107ZM123 10V9H122ZM121 10V11H122ZM127 10V9H126ZM133 10V9H132ZM137 10V9H136ZM140 10V9H139ZM177 10V9H176ZM187 10V9H186ZM202 10V9H201ZM212 10V9H211ZM216 10V9H215ZM239 10V9H238ZM237 10V11H238ZM243 10H246V9H244L243 8ZM243 10H241V12L239 11V13H241L242 14V11ZM254 10H256L255 8H254ZM260 10V9H259ZM259 10H257V12L259 13V15H260V17H262V18H264V12H262V13H260L259 12ZM264 10V9H263ZM75 11V10H74ZM78 12H79V10H77ZM76 11V12H77ZM85 11H83V13L85 12ZM120 11V12H121ZM130 12H131V9L129 10ZM129 11H127V14H128V12ZM138 11V10H137ZM140 11H143L144 12V10H140ZM147 11H149V9L148 10H146V13L148 14L149 12H147ZM181 11V10H180ZM183 11V10H182ZM185 11V10H184ZM183 11V12H184ZM204 11V10H203ZM227 11H229V10H227ZM226 11V12H227ZM233 11V10H232ZM235 11V10H234ZM251 11V10H250ZM260 11H262V10H260ZM82 12V11H81ZM90 12V10L88 11L87 10V13H89ZM103 12H105V11H103ZM107 12V11H106ZM112 12H113V10H112ZM115 12V11H114ZM117 12V11H116ZM129 12V14H131V13H133V12H131L130 13ZM135 12V11H134ZM139 12V11H138ZM142 12V13H143ZM188 12V11H187ZM220 12V11H219ZM226 12H224L225 14H226ZM231 12V11H230ZM236 12V11H235ZM235 12H232V14L233 13H235ZM64 13V12H63ZM71 13H74V12H71ZM82 13V15H85V14H83ZM92 13V12H91ZM102 13V12H101ZM107 13H110V12H107ZM119 13V12H118ZM137 13V12H136ZM140 13V12H139ZM176 13V12H175ZM186 13V12H185ZM227 13H229V12H227ZM238 13V12H237ZM239 13H238V15L237 16H239ZM246 13H248L247 11H246ZM76 14V13H75ZM81 14V13H80ZM94 14H95V12H94ZM99 14V13H98ZM106 14V13H105ZM111 14V13H110ZM120 14V13H119ZM121 14H122V12H121ZM120 14V15H121ZM126 14V13H125ZM141 14V13H140ZM147 14H145V15H147ZM183 14V13H182ZM198 13H196V16L198 17V15H200V14H198ZM211 14V13H210ZM209 13L207 14L208 16L210 15ZM214 14V13H213ZM213 14H212V16H213ZM216 14V13H215ZM215 14H214V16H215ZM225 14L223 15V16H221V17H224L225 16ZM236 14V13H235ZM235 14H233V15H235ZM81 15V16H82ZM100 15V14H99ZM112 15V14H111ZM118 14H116L115 16H117ZM124 14H122L121 16H123ZM180 15V14H179ZM201 15H203V14H201ZM200 15V16H201ZM218 15V18L220 17V15L219 14H217ZM216 15V16H217ZM227 15H230V14H227ZM232 15V16H233ZM250 15H252V14H250ZM258 14L256 15L255 14V16H256V18L258 19V17L257 16H259ZM81 16H79V17H81ZM92 16V15H91ZM90 16V17H91ZM106 16V15H105ZM107 16H110V15H107ZM114 16V15H113ZM131 16H133V15H131ZM157 16V15H156ZM177 16H178V14H177ZM182 16V15H181ZM207 16V17H208ZM211 16V15H210ZM209 16V17H210ZM213 16V17H214ZM236 16V17H237ZM243 16H245V14H243ZM96 17V16H95ZM94 17V18H95ZM120 17V16H119ZM125 17H127L128 19H125V21L123 22V21H121V23H119V25H121V27H120V34H119V36L121 37V39H124L125 40V38H127V39H131V41H129V42H124V44L123 43H120V42H118V41H116L115 43H113V42H111V45H105V42H104V40H105V37H102V39L100 38V39H97V40H99L100 41V43H101V45H102V47H104L105 49H106V53L107 54H109V56L110 55H112V56H114V57H112V58H114L115 60H118V59H121V58H123V56H128L129 58L130 57H132L133 59H135V57H136V55H137V60L138 61H140V59L141 60H143V58L145 57L144 55H148L149 53H151L152 51H150L148 54H145V52H144V54H143V50L145 49V48H147V40H146V38H149L150 39V37L151 36H153V34L154 33H158V30H159V28H158V30L157 29H153V27H155V26H153V25H155V24H151V23H149V24H151L152 25V29L151 28H149V30H150V32H149V34H147L146 35V32L143 34V37H142V39H141V37H137V36H139L138 34L136 35V32H135V27H136V25H138V24H140L141 22H142V19L141 20H135L134 22H133V20L131 19L132 17H129V15H125ZM146 17V16H145ZM147 17H149V15L147 16ZM155 17V16H154ZM203 17H205V16H203ZM202 17V18H203ZM220 17V18H221ZM240 17H242V15L240 16ZM240 17H238V21H239V19H240ZM247 17V16H246ZM78 18V17H77ZM76 18V19H77ZM83 18H86L85 16L83 17ZM87 18H89V16H87ZM110 18H112L111 16H110ZM152 18V17H151ZM156 18L157 17H155V20H156ZM174 17H172V19H173ZM181 18V17H180ZM184 18V17H183ZM187 18V17H186ZM199 18V17H198ZM201 18V19H202ZM212 18V17H211ZM219 18V19H220ZM225 18H229V17H225ZM252 18H253V15H252ZM89 19H91V18H89ZM148 19V18H147ZM163 19V18H162ZM161 18L160 19H158V20H162ZM190 19V18H189ZM195 17H194V21H195ZM205 19V18H204ZM214 19V18H213ZM234 18L232 17V20H233ZM256 19V20H257ZM51 19H48V21H50ZM72 20H74L75 21V18L74 19H72ZM79 20V18L77 19V21ZM80 20H88V19H80ZM79 20V21H80ZM93 20V19H92ZM144 20V19H143ZM158 20H156V22L158 21ZM167 20H169V19H167ZM171 20V19H170ZM180 20V19H179ZM188 20V19H187ZM206 20H208V18L206 19ZM212 20V19H211ZM225 20V19H224ZM232 20H231V22H232ZM236 19H234L233 21H235ZM241 20V19H240ZM245 20H247L246 18H245ZM254 20V19H253ZM259 20V19H258ZM257 20V21H258ZM263 20V19H262ZM47 21V22H48ZM56 21V20H55ZM58 21H60V20H58ZM62 21H64L63 19H62ZM62 21H60V22H62ZM66 21V20H65ZM64 21V22H65ZM76 21V22H77ZM94 21V24H93V26H94V28L95 29H97L98 31H103L105 34L104 35H107L108 33H109V30L111 29V28H113L114 27V22H115V20H112V21H110V22H108L105 18H103V17H97L96 19H94L93 20ZM150 21H151V19H150ZM149 21V22H150ZM162 21H164V20H162ZM161 21V22H162ZM166 21V20H165ZM173 21V20H172ZM168 22V24L169 23H173V22ZM197 21V20H196ZM201 21V20H200ZM238 21H236V22H238ZM243 21V20H242ZM248 21V20H247ZM264 21V20H263ZM42 22V21H41ZM46 22V21H45ZM44 22V23H45ZM46 22V24H50L49 22L47 23ZM71 22H73V21H71ZM82 22H84V21H82ZM123 22V23H122ZM152 22H155V21H152ZM161 22H157V23H161ZM190 22H193V21H190ZM206 22V21H205ZM204 22V23H205ZM212 22H214V20L212 21ZM215 22H216V20H215ZM224 22H226V21H224ZM228 22H230V20L229 21H227V23L226 24H228L229 25V23ZM262 22V21H261ZM43 23V22H42ZM52 23H54V21L52 22ZM52 23H51V25H49V26H53L52 25ZM56 23H57V21H56ZM63 23V22H62ZM67 23V22H66ZM144 23H145V20H144ZM156 23V24H157ZM163 23V22H162ZM176 23H177V21H176ZM176 23H175V25H176ZM183 23H185L186 24V22H183ZM198 23H200V22H198ZM202 23H203V20H202ZM220 23V25H222L221 24V21L219 22ZM219 23H218V26H219ZM244 23H245V21H244ZM249 23H251V21L249 20ZM247 24V26L249 25L250 27H248L249 29H250V32H252V28H255L254 26V23H253V21H252V25L251 24ZM263 23V22H262ZM45 24V25H46ZM147 23H145L144 25H146ZM148 24V25H149ZM174 24V23H173ZM178 24H180V23H178ZM177 24V25H178ZM191 24H193V23H191ZM190 24V25H191ZM197 24V23H196ZM207 24V23H206ZM209 24H211V25H213L212 23H209ZM232 24H234V26H235V28H237L238 29V31H239V33H240V31H241V33H243V32H245V30H243L244 28H243V26H245V29H246V25H244V24H242V22H238V23H233L232 22ZM25 25V24H24ZM27 25V24H26ZM38 25V24H37ZM61 25V24H60ZM66 25V24H65ZM70 26L72 25V24H69ZM73 25H75V24H73ZM72 25V26H73ZM87 25V24H86ZM90 25V24H89ZM119 25H117V26H119ZM143 25V24H142ZM141 25V26H142ZM162 25H164V23L162 24ZM167 24L165 23V26H166ZM169 25H171V24H169ZM175 25H173V27H172V29H174V26ZM176 25V26H177ZM190 25H188V27H190ZM214 25H216V23L214 24ZM231 25V24H230ZM229 25V26H230ZM22 26V25H21ZM39 27H42V26H40V25H38ZM37 26V27H38ZM62 26H63V24H62ZM68 26V25H67ZM83 26V25H82ZM84 26H85V24H84ZM88 26V25H87ZM158 26V25H157ZM156 26V27H157ZM164 26V29L166 28ZM172 26V25H171ZM179 26V25H178ZM184 26V25H183ZM192 26L193 25H191V28H192ZM196 26V25H195ZM195 26L193 27V29H195ZM199 26V25H198ZM202 26V25H201ZM201 26H199V27H201ZM203 26H205V25H203ZM207 26V25H206ZM205 26V27H206ZM208 26H210V25H208ZM217 26V25H216ZM225 26H227V25H225ZM29 27V26H28ZM34 27V26H33ZM44 27V26H43ZM43 27H42V30H44L43 29ZM48 27V26H47ZM55 27V26H54ZM60 26H58V28H59ZM159 27V26H158ZM162 27V26H161ZM170 27V26H169ZM169 27H167V29L169 28ZM180 27H182V25H180ZM187 27V26H186ZM204 27V28H205ZM211 27H213V26H211ZM222 27V26H221ZM231 27V26H230ZM230 27H228V28H230ZM259 27V26H258ZM257 27V28H258ZM36 28V27H35ZM45 28H46V26H45ZM48 28H50V27H48ZM60 28H62V27H60ZM65 28H67L66 26H65ZM72 28V27H71ZM76 28V27H75ZM74 28V29H75ZM78 28V27H77ZM85 28V27H84ZM92 28V27H91ZM145 28V27H144ZM163 28V27H162ZM171 28V27H170ZM169 28V29H170ZM179 28V27H178ZM183 28V27H182ZM201 28H203V27H201ZM209 28V27H208ZM223 28H225V27H223ZM223 28H221V29H223ZM227 28V29H228ZM233 28V27H232ZM262 28V29H261ZM261 28H259V29H261L258 33L259 34H262L261 36L259 35L258 36V33H257V36H255L256 35V33H255V35L254 36H249V34H248V32H249V30H247L248 32H247V34H248V36H247V38H248V40L247 41H249V40H252V42L255 40V42H256V40L258 39V37L260 38V39H264V26H262ZM18 29V28H17ZM57 29V28H56ZM64 29V28H63ZM81 29V28H80ZM147 29V28H146ZM161 29V28H160ZM206 29V28H205ZM211 29H218L217 27L215 28H211ZM220 29V27H219V30H221ZM226 29V28H225ZM234 29V28H233ZM236 29V30H237ZM6 30V29H5ZM19 30V32L21 33V28L20 29H18ZM24 31H25V29H23ZM37 31H38V29H36ZM35 30V31H36ZM49 30V29H48ZM54 30H55V28H54ZM59 30V29H58ZM66 30V29H65ZM64 30V31H65ZM70 29H68L67 30V32L69 31ZM152 30H153V32H152ZM166 30V29H165ZM171 30V29H170ZM176 29H174L173 31L171 30V33L172 32H174V33H177V31H175ZM179 30V29H178ZM183 30H186V28L185 29H183ZM199 30V29H198ZM197 30V32L196 33H198L199 31ZM203 29H201V31H202ZM208 30H210V29H208ZM229 30V29H228ZM235 30V29H234ZM255 30V29H254ZM254 30H253V32H254ZM13 31V30H12ZM23 31V32H24ZM29 31V30H28ZM28 31H25V33L26 32H28ZM41 31V30H40ZM45 31V30H44ZM57 31V30H56ZM63 31V30H62ZM63 31V32H64ZM71 31V30H70ZM87 31H88V29H87ZM94 31H96V30H94ZM113 31V30H112ZM160 31V30H159ZM167 31V30H166ZM181 30H179V32H180ZM192 31V30H191ZM215 31V30H214ZM243 31V32H242ZM255 31H258L257 29L255 30ZM19 32H17V33H19ZM32 32H33V30H32ZM31 32V33H32ZM42 32V31H41ZM47 32V31H46ZM54 32V34L56 33L55 31H53ZM60 32H61V30H60ZM63 32H61V33H63ZM73 32H76L77 33V31L75 30V31H73ZM72 32V33H73ZM80 32V31H79ZM91 32H93V31H91ZM114 32V31H113ZM144 32V31H143ZM178 32V33H179ZM181 32H183V31H181ZM186 33L188 32L189 34L191 33V32H189V29H188V31L186 30L185 31ZM194 32V33H195ZM207 32V33H206ZM205 33L208 35V32H210V31H206ZM222 32V31H221ZM234 32V31H233ZM233 32H231V34L232 35H234L235 36V34L234 33H236V31L233 33ZM5 33V32H4ZM3 33V34H4ZM15 33H16V31H15ZM16 33V34H17ZM19 33V34H20ZM38 34L37 32H33L32 33V35L33 34ZM48 33V32H47ZM58 33V32H57ZM81 33V32H80ZM89 33V32H88ZM95 33V32H94ZM160 33H161V31H160ZM167 33H170L169 32V30L167 31ZM171 33H170V36L171 37H169V38H165L164 39V42H166L167 41V44H165V45H168L171 49H173V50H176L177 49V51L176 52H179V54H180V51L182 52V48H188V51H190V52H192V51H194L196 48L195 47H197V44L199 43V41H200V43H201V41L203 40V38H201V34L203 35V33H199V37L197 36H195V37H192V35H189L188 36V34H186V35H182V33L181 34H174L173 33V35H171ZM192 33H193V31H192ZM211 33V32H210ZM209 33V34H210ZM212 33H213V31H212ZM212 33L210 34V36L209 37H211V35H212ZM216 33V31L213 33V34H215ZM218 33H219V31H218ZM225 33V31L223 30V34ZM226 33H229V31L228 32H226ZM239 33H237L238 35H240ZM3 34H1V36L3 35ZM8 34V33H7ZM24 34V33H23ZM27 34H30V31H29V33H27ZM26 34V35H27ZM35 34V35H36ZM58 34H60V33H58ZM65 34V33H64ZM73 34H75V33H73ZM98 34H99V32H98ZM162 34H164V33H162ZM217 34V33H216ZM230 34V33H229ZM230 34V35H231ZM251 34V33H250ZM253 34V33H252ZM14 35V34H13ZM35 35L34 36H32L31 38H33V37H35ZM40 35V34H39ZM46 34H41V36H45ZM52 35V34H51ZM61 35V34H60ZM63 35V34H62ZM72 35V34H71ZM91 35H93V33L91 34ZM165 35H167V34H165ZM169 35V34H168ZM194 35V34H193ZM226 35V34H225ZM5 36H6V34H5ZM9 36H11V35H9ZM24 36V35H23ZM30 36H31V34H30ZM29 36V37H30ZM36 36H38V35H36ZM40 36V37H41ZM54 36V35H53ZM81 36H84V39L83 40H81V42H90L91 41V39H90V36H88V35H86V34H81ZM98 36V35H97ZM133 36H135V37H133ZM158 37L157 38H161L162 39V37H160V35H157ZM190 36L192 37V38H190ZM217 36H219V34L218 35H216V37ZM221 36V35H220ZM219 36V37H220ZM237 36V35H236ZM235 36V37H236ZM245 37H246V35H244ZM14 37V36H13ZM40 37H39V39H40ZM47 36H45V38H46ZM62 37V36H61ZM66 37V36H65ZM112 37V36H111ZM133 37V38H132ZM208 37V36H207ZM212 37H214L215 38V36L214 35H212ZM223 37V36H222ZM227 38H228V35L226 36ZM230 37V39H233V38H231L232 36H229ZM240 37H241V35H240ZM243 37V36H242ZM11 38V37H10ZM15 38V37H14ZM13 38V39H14ZM24 38V37H23ZM26 38V37H25ZM43 38V37H42ZM48 38H49V36H48ZM68 38H69V36H68ZM136 39V38H139V41H136V42H133V39ZM204 38H205V36H204ZM221 38V37H220ZM244 38V37H243ZM246 38V39H247ZM257 38V39H256ZM13 39L12 40H10V41H13ZM16 39V38H15ZM29 39V38H28ZM35 39H37V37H35ZM39 39H38V42H40L39 41ZM50 39V38H49ZM52 39V38H51ZM53 39H56V37L55 38H53ZM60 39V38H59ZM59 39H58V41H59ZM62 39V38H61ZM79 39H80V37H79ZM117 39H118V37H117ZM154 39H156V38H154ZM199 39H201V40H199ZM210 39V38H209ZM212 40H216V39H213V38H211ZM224 39V38H223ZM226 39V38H225ZM229 39V40H230ZM240 39V38H239ZM245 39V38H244ZM7 40V39H6ZM17 40V39H16ZM19 40H20V37H19ZM24 40H26V39H24ZM33 40V39H32ZM41 40V39H40ZM57 40V39H56ZM66 40V39H65ZM90 40V41H89ZM137 40V39H136ZM163 40V39H162ZM205 40H208V39H204V41ZM212 40H210V42L212 41ZM221 40H222V38H221ZM228 40V41H229ZM243 40V39H242ZM2 41V40H1ZM0 41V42H1ZM9 41V42H10ZM15 41V40H14ZM31 41V40H30ZM30 41H29V43H30ZM35 41V40H34ZM37 41V40H36ZM44 43H45V41L44 40H42ZM47 41V40H46ZM53 41V40H52ZM77 41V40H76ZM80 41V40H79ZM135 41V40H134ZM217 41H219V40H217ZM238 41V40H237ZM246 40H244V42H245ZM259 41V40H258ZM3 42H5V41H3ZM7 43H9L8 42V40L6 41ZM5 42V43H6ZM33 42V41H32ZM50 42H51V40H50ZM54 42H55V40H54ZM53 42V43H54ZM62 42H64V40L62 41ZM67 42V41H66ZM70 42V41H69ZM102 42H104V44L102 43ZM162 42V41H161ZM208 43H209V41H207ZM213 42V41H212ZM212 42H211V45H212ZM229 42H231V41H229ZM236 41L234 40V43H235ZM243 42V41H242ZM252 42H249V43H251L252 44ZM262 41H260V43H261ZM12 43V42H11ZM11 43L10 44H8V45H10L11 46ZM26 43V42H25ZM49 43V42H48ZM47 42H46V45H49ZM52 43V42H51ZM57 43V42H56ZM71 43V42H70ZM79 43V42H78ZM109 43V42H108ZM113 43V44H112ZM147 45H146V44ZM149 44H151L150 42H148ZM153 43V42H152ZM157 43V42H156ZM203 43V42H202ZM201 43V44H202ZM224 43H226V42H224ZM246 43H248V42H246ZM257 43V42H256ZM259 43V42H258ZM264 43V42H263ZM263 43H262V45H263ZM23 42H22V46H23ZM31 44V43H30ZM36 44V43H35ZM58 44L59 45H57L58 47L60 46V44L61 45H64L65 44V42L62 44L61 42H58ZM67 44H69L68 42H67ZM72 44V43H71ZM70 44V45H71ZM110 44V43H109ZM162 44V43H161ZM161 44H159V46L160 47H162L161 46ZM205 44H207V43H205L204 42V44L203 45H205ZM215 44V46H216V48H215V46L213 45V46H209V45H207V46H209V47H211V49H212V47H214L215 48V50H214V48H213V52H216V50L217 49H220V47H221V45L219 46V48L217 47L218 45H219V43L217 44V42L216 43H214ZM217 44V45H216ZM0 45H1V43H0ZM3 45V44H2ZM13 45H14V43H12V47H10V48H12V50L14 49L13 48ZM20 45H21V43H20ZM33 45H34V43L32 44V47H33ZM41 45V44H40ZM44 45V44H43ZM80 45V44H79ZM156 46H157V44H155ZM155 45H152V47L153 46H155ZM200 45V44H199ZM203 45H201L202 47H203ZM226 45V44H225ZM228 45V44H227ZM236 45V46H235ZM240 45H242V43H240ZM243 45H245V43L243 44ZM261 45V46H262ZM25 46V45H24ZM27 46H30L31 47V45H29V44H27ZM53 46H55V45H53ZM65 46V45H64ZM72 46H73V44H72ZM71 46V47H72ZM90 46V45H89ZM92 46V45H91ZM156 46H155V48L154 49H159V47L158 48H156ZM201 46L199 47V48H201ZM223 46V45H222ZM233 46V47H232ZM234 46H235V48L237 47V42H236V44H232L231 45V47L233 48V49H235L234 48ZM256 46V45H255ZM260 46V47H261ZM1 47V49H0V51H2V46H0ZM5 47H6V45H5ZM14 47H15V45H14ZM18 47V46H17ZM26 47V46H25ZM36 47V46H35ZM35 47H33L34 49H35ZM41 47V46H40ZM43 47H45V45L43 46ZM50 47H51V45H50ZM56 47V46H55ZM58 47L56 48V49H58ZM61 47H63V46H61ZM66 47V46H65ZM71 47H67L68 49L69 48H71ZM85 47H87V45L85 46ZM96 47H97V45H96ZM101 47V48H102ZM149 47H150V45H149ZM164 47V46H163ZM163 47H162V51H160L159 53H161L162 54V52H164V50H163ZM206 47V46H205ZM207 48V49H209L210 50V48ZM242 47V46H241ZM32 48V49H33ZM37 48V47H36ZM42 48V47H41ZM40 48V49H41ZM54 48V47H53ZM66 48V49H67ZM75 48V47H74ZM88 48V47H87ZM94 48H95V46H94ZM100 48V49H101ZM165 48H166V46H165ZM170 48H168V49H170ZM223 48H225V49H227V47L226 46H224ZM223 48L221 47V51L223 50ZM232 48H230V49H232ZM239 48V47H238ZM249 48V50H251V47H246V49H248ZM257 48H258V45H257ZM256 48V49H257ZM9 49V48H8ZM7 49V50H8ZM16 49V48H15ZM15 49H14V51H15ZM18 49V48H17ZM23 49H25L24 47H23ZM33 49V50H34ZM37 49H39V48H37ZM36 49V50H37ZM46 49H48V48H46ZM78 49V48H77ZM76 49V50H77ZM83 49V48H82ZM86 49V48H85ZM90 49V48H89ZM88 49V50H89ZM153 49V51H155ZM184 49H183V51H184ZM193 49V50H192ZM207 49H206V51H207ZM230 49H227V51L226 52H228V53H226V55H228L229 54V50ZM242 49V48H241ZM240 49V50H241ZM245 49V48H244ZM262 48H260V50H261ZM264 49V48H263ZM6 50V51H7ZM20 50V49H19ZM25 50H28V53H30L29 52V50L30 49H28V48H26ZM43 50V49H42ZM42 50H40V51H42ZM49 50H51V48L49 49ZM54 50V49H53ZM70 50V49H69ZM68 50V51H69ZM91 50H92V48H91ZM95 50V49H94ZM150 50H152V49H150ZM197 51H198V49H196ZM195 50V51H196ZM201 51H202V49H200ZM243 50V49H242ZM255 49L253 48L252 49V51H254ZM258 50H259V48H258ZM257 50V51H258ZM4 51H5V49H4ZM11 51V50H10ZM18 51V50H17ZM16 51V52H17ZM31 51V50H30ZM38 51V50H37ZM39 51V52H40ZM46 51V50H45ZM48 51V50H47ZM61 51V53H63V55L65 54L64 53V51H62V50H60ZM72 51V50H71ZM71 51H69V52H71ZM85 51V50H84ZM83 51V52H84ZM93 51V50H92ZM100 51V50H99ZM186 51V50H185ZM194 51V52H195ZM204 51H205V49H204ZM206 51H205V53H206ZM231 51H233V50H231ZM238 51L239 50H237L236 51V53H238ZM243 51H245V50H243ZM12 52V51H11ZM10 52V53H11ZM21 52V53H20ZM20 52H18V53H20L21 54V57H22V51H20ZM32 52V51H31ZM35 52V51H34ZM43 53H44V51H42ZM41 52V53H42ZM50 52H52V51H50ZM49 52V53H50ZM55 52H57L56 50H55ZM58 52H59V50H58ZM68 52V53H69ZM74 52V51H73ZM78 52H79V50H78ZM82 52V51H81ZM80 52V54H82ZM96 52V51H95ZM98 52V51H97ZM101 52V51H100ZM99 52V53H100ZM199 52V51H198ZM198 52H196V53H198ZM212 52V51H211ZM213 52H212V54L211 55H213ZM220 52V51H219ZM245 52H247V51H245ZM259 52V51H258ZM257 52V53H258ZM262 52V51H261ZM6 53H8V51L6 52ZM10 53H8V54H10ZM15 53V52H14ZM13 53V54H14ZM27 52H26V54H28ZM38 53V52H37ZM46 53V52H45ZM45 53H44V56H45ZM61 53H60V55H61ZM93 52H90V54H92ZM147 53V52H146ZM153 53H155V52H153ZM165 53V52H164ZM167 53V52H166ZM165 53V54H166ZM170 53V52H169ZM168 53V54H169ZM172 53V52H171ZM170 53V54H171ZM184 53V52H183ZM196 53H195V55H196ZM202 53V54H201ZM200 53V55L202 56V60H204L203 59V53L204 52H201ZM204 53V54H205ZM210 53V52H209ZM217 53V52H216ZM232 53V52H231ZM230 53V54H231ZM235 52H233V54H234ZM236 53H235V55H236ZM239 53H241V52H239ZM238 53V55H240ZM244 53V52H243ZM256 53V52H255ZM254 52L252 53V54H255ZM262 53H264V52H262ZM262 53H260V55H258V54H255L256 55V57H254V58H257V56H258V58H259V56H261V54ZM3 54V53H2ZM7 54V55H8ZM24 54V53H23ZM34 54V53H33ZM32 54V55H33ZM46 54H48V53H46ZM54 54V53H53ZM51 55V56H56V55ZM74 54V53H73ZM72 54V55H73ZM75 54H76V52H75ZM78 54V53H77ZM86 54V53H85ZM101 54V53H100ZM104 55H105V53H103ZM102 54V55H103ZM106 54V55H107ZM158 54V53H157ZM165 54H163L164 55V57H165ZM167 54V55H168ZM184 54H186V52L184 53ZM184 54H182L183 56H181V58L182 57H184ZM188 54V55H187ZM186 55L187 56H189V58L191 57L192 58V56H193V54L191 53L190 55H189V53H187ZM199 54V53H198ZM207 54H208V52H207ZM218 54V56L219 55H221V54H219V53H217ZM249 54V53H248ZM15 55V54H14ZM13 55V56H14ZM35 55H36V53H35ZM41 55V54H40ZM43 55V54H42ZM41 55V56H42ZM60 55H58V56H60ZM66 55V54H65ZM71 54H70V56H72ZM86 55H88L89 56V54H88V52H87V54ZM96 55H98V54H96ZM103 55V56H104ZM130 55V56H129ZM150 55V54H149ZM152 55V54H151ZM155 55V54H154ZM160 55V54H159ZM173 55H175V54H173ZM194 55V57H196ZM214 55H216V54H214ZM223 55H224V51H223ZM223 55H221L220 57H222ZM232 55V54H231ZM230 55V56H231ZM250 55V54H249ZM2 56H4V55H2ZM10 56V55H9ZM13 56H12V58H13ZM28 56V55H27ZM29 56H31V55H29ZM28 56V57H29ZM37 56V55H36ZM80 56H84V55H80ZM92 57H93V59H94V55H91ZM102 56V57H103ZM143 56V57H142ZM158 56V55H157ZM170 56H172V55H170ZM178 56H180V55H178L177 54V56L176 57H178ZM200 56V57H201ZM205 56V55H204ZM208 55H206V59L208 58L207 57ZM230 56H228V57H230ZM234 56V55H233ZM242 56H244V55H242ZM242 56H241V58H242ZM247 56V55H246ZM253 56V55H252ZM263 57H260V58H263V61H264V54L262 55ZM15 57V56H14ZM49 57V56H48ZM62 57V56H61ZM65 56H63L62 57V59L64 58ZM66 57H67V55H66ZM76 56L74 55V57L72 56V58H75ZM97 57H101L100 55L99 56H97ZM97 57H96V59H97ZM106 57V56H105ZM117 59H116V58ZM152 57H153V55H152ZM151 57V58H152ZM156 57V56H155ZM160 58H161V56H159ZM186 57V56H185ZM216 57V56H215ZM225 57V56H224ZM235 57H237L238 58V56H235ZM6 58V57H5ZM9 58V57H8ZM11 58V57H10ZM17 58V57H16ZM25 58V57H24ZM24 58H23V60H24ZM30 58H33V57H30ZM35 58V57H34ZM42 58V57H41ZM47 58V57H46ZM59 58V57H58ZM69 58V57H68ZM78 58H80L79 56L77 57V59ZM89 58H91L90 56H89ZM107 58V57H106ZM159 58V59H160ZM169 58H172V57H169ZM190 58V59H191ZM209 58H210V56H209ZM217 58V57H216ZM226 58V57H225ZM224 58V59H225ZM237 58H235V60L237 59ZM246 58V57H245ZM244 58V59H245ZM254 58H252L251 57V60H250V62L249 63H251L250 65H252V64H254V65H260L261 63H258V62H254L255 60H252V59H254ZM259 58V59H260ZM7 59V58H6ZM13 59H15V58H13ZM18 59V58H17ZM50 59H53V58H50ZM60 59V58H59ZM82 59V58H81ZM86 59H87V56H86ZM92 59V60H93ZM102 61L103 60H105L104 58H100ZM109 60L111 59V58H108ZM108 59H106V61L108 60ZM123 59H125V58H123ZM157 59V58H156ZM162 59V58H161ZM164 59V58H163ZM162 59V60H163ZM166 59H167V57H166ZM165 59V60H166ZM173 59H175V58H173ZM184 59V58H183ZM189 59V60H190ZM195 59V58H194ZM198 59H199V56H198ZM211 59V58H210ZM210 59H208V61H210ZM214 58H212L211 60H213ZM223 58H220V60H222ZM223 59V60H224ZM230 59H231V57H230ZM233 59V58H232ZM248 59V58H247ZM247 59H246V62L248 63V61H247ZM18 60H22V59H18ZM35 60H37V58L35 59ZM40 60V59H39ZM44 60H46V59H44ZM55 60H56V58H55ZM55 60H54V62H55ZM58 60V59H57ZM65 60V59H64ZM67 60V59H66ZM71 60V59H70ZM79 60V59H78ZM83 60H84V57H83ZM99 60V59H98ZM100 60V61H101ZM111 60H113V59H111ZM114 60V63L116 62V64L115 65H112V67H116L117 68V70L119 71V69H121V71H122V73L123 74H128V72H130L132 69H133V66H135L133 63L132 64H124V66L123 65H121V63H118V61H115ZM136 60V59H135ZM149 60V59H148ZM176 60H177V58H176ZM185 60H186V58H185ZM184 60V61H185ZM188 60V59H187ZM186 60V61H187ZM192 61H196V60H193V59H191ZM217 60H219V57H218V59ZM234 60V61H235ZM240 60V59H239ZM258 59H256V61H257ZM6 61V60H5ZM5 61H3V62H5ZM72 61H74V59L72 60ZM72 61H71V63H72ZM75 61H77L76 59H75ZM79 61H81V60H79ZM86 61V60H85ZM89 61H91V59L89 60ZM89 61L87 62V63H89ZM94 61V60H93ZM97 61V60H96ZM100 61H98V62H100ZM127 61V60H126ZM137 61V62H138ZM154 61H156L155 59H154ZM153 61V62H154ZM167 61H168V59H167ZM167 61H165V62H163V64H164V66H165V63L167 62ZM170 61H173V60H171L170 59ZM169 61V62H170ZM182 61L183 60H181L180 59V61L179 62H181V63H179L180 65H179V67H184V65H186V63L185 62H183V63H185L184 65H182L181 66V64H183L182 63ZM204 61H206V60H204ZM208 61H206L207 63H209ZM231 61V60H230ZM230 61H228L227 60V62H230ZM237 61H238V59L236 60V62L234 63L233 61V63L234 64H236L237 63ZM260 61H262V59H260ZM259 61V62H260ZM18 62V61H17ZM32 63V62H30V61H28L27 60V65L29 64V63ZM44 62V61H43ZM53 62V63H54ZM58 62V61H57ZM108 62V61H107ZM110 62V61H109ZM108 62V63H109ZM111 62H113V61H111ZM136 61H135V64L137 63ZM148 62V61H147ZM146 62V63H147ZM159 62V61H158ZM157 62V63H158ZM169 62H168V64H169ZM191 62V61H190ZM198 62V61H197ZM197 62H195V64L197 63ZM199 62H201V61H199ZM203 62V61H202ZM216 62L217 61H215V59H214V63L216 64ZM224 62V61H223ZM240 62H242V60L240 61ZM240 62H238V63H240ZM245 62V61H244ZM243 62V63H244ZM38 63H40V62H38ZM47 63H49V62H47ZM52 63V64H53ZM58 63H61V60L58 62ZM70 63V62H69ZM68 63V64H69ZM79 63V62H78ZM84 63V62H83ZM113 63V64H114ZM129 63V62H128ZM143 63V62H142ZM151 63H152V61H151ZM155 63V62H154ZM160 63V62H159ZM162 63V62H161ZM172 63H174V65H175V62H172ZM171 63V64H172ZM177 63V62H176ZM188 63V62H187ZM219 64L221 63V61H219L218 62ZM243 63H240V65H242ZM246 63V64H247ZM248 63V64H249ZM255 63H257V64H255ZM263 63V62H262ZM15 64H16V62H15ZM25 64V63H24ZM35 64V63H34ZM51 64V63H50ZM66 65H67V63H65ZM73 64V63H72ZM80 64H81V62H80ZM80 64H77L78 65V67H80L81 69H82V67L81 66H79ZM138 64V63H137ZM163 64H161V65H163ZM201 64V63H200ZM212 64V63H211ZM228 64V63H227ZM227 64L225 63V65L224 66H226L227 67ZM230 64V66H232L231 65V63H229ZM1 65H2V63H1ZM3 65H4V63H3ZM2 65V67H4V68H2L1 66V68L2 69H6L8 66V64H5L4 66ZM11 65V64H10ZM18 64H16V66H17ZM29 65H33V64H29ZM54 65H55V63H54ZM85 65V64H84ZM89 65V64H88ZM88 65H86V66H88ZM91 65V64H90ZM141 65V64H140ZM145 65V64H144ZM151 65V64H150ZM154 65V64H153ZM155 65H157V64H155ZM154 65V66H155ZM160 64H159V66H161ZM170 65V64H169ZM174 65L172 64V68H174ZM177 65V64H176ZM203 65V64H202ZM223 65V64H222ZM238 64H236V66H237ZM243 65H245V64H243ZM14 66V65H13ZM15 66V68H13L14 70L16 69V70H18V66L16 67ZM47 66L49 67V65L47 64ZM55 66H57V65H55ZM72 66V67H71ZM76 66V65H75ZM85 66V67H86ZM108 66H110V65H108ZM123 66V67H122ZM139 66V65H138ZM146 66V65H145ZM148 66V65H147ZM152 66V65H151ZM158 66V65H157ZM158 66V67H159ZM168 66V65H167ZM167 66H165V70L167 71L168 69H166L167 68ZM186 66H189V65H186ZM193 66V65H192ZM205 65V63H204V68H207L208 66H206ZM209 66H210V63H209ZM214 66H216V65H214ZM224 66H223V68H224ZM263 66V65H262ZM6 67V68H5ZM10 67V66H9ZM39 67V66H38ZM38 67H36V68H38ZM44 67H46V65L44 66ZM42 68V69H44L45 70V68ZM47 67V68H48ZM53 67V65L51 66V68ZM58 67V66H57ZM74 66L73 65H71L70 64V66H69V69L71 70L72 68H73ZM84 67V66H83ZM89 67V66H88ZM94 67V66H93ZM100 67H102V66H100ZM122 67V68H121ZM141 67V66H140ZM176 67V66H175ZM197 67H198V65L196 66V70H197ZM218 67V66H217ZM225 67V68H226ZM234 67V66H233ZM243 67H246V66H242V67H240V68H243ZM264 67V66H263ZM32 68H35V67H32ZM50 68V69H51ZM75 68H77V66L75 67ZM87 68V67H86ZM90 68V67H89ZM99 68V67H98ZM148 68H150L151 69V67H148ZM154 68V67H153ZM178 67H176V69H177ZM187 68V67H186ZM203 68V67H202ZM210 69H211V67H209ZM214 69H215V67H213ZM219 68H220V70H221V66L219 65ZM228 68V67H227ZM238 69H236V71L238 70V72H239V70H241L239 67H237ZM249 68H251V67H249ZM249 68H247V69H249ZM254 69H255V66L253 67ZM261 68V66L259 67V69ZM39 69H40V67H39ZM55 70H56V68H54ZM66 68H64L63 70H65ZM68 68L66 69V70H69ZM80 69V70H81ZM91 69V68H90ZM140 69V68H139ZM159 69H161V68H159ZM175 69V68H174ZM180 69V68H179ZM182 69V68H181ZM183 69H185V68H183ZM188 69V68H187ZM190 69H193V68H191L190 67ZM200 69V68H199ZM198 69V70H199ZM217 69V68H216ZM234 69V68H233ZM232 69V70H233ZM244 69V68H243ZM256 69L258 70V68H257V66H256ZM8 70H9V68H8ZM43 70V71H44ZM48 70H49V68H48ZM62 70V71H63ZM65 70V71H66ZM77 70V69H76ZM76 70H74V72H76ZM85 71H86V69H84ZM93 70V69H92ZM96 70V69H95ZM94 70V71H95ZM99 70V69H98ZM136 70V69H135ZM153 70V69H152ZM152 70H149V71H152ZM171 71H169V72H173L172 71V69H170ZM189 70V69H188ZM194 70V69H193ZM224 70V69H223ZM222 70V71H223ZM228 70L230 71V68H228ZM252 70V68L250 69V71ZM261 71H263V68L262 69H260ZM0 71H2L1 69H0ZM5 71V70H4ZM25 70H23V72H24ZM27 71V70H26ZM29 71V70H28ZM43 71H41V72H43ZM46 71V70H45ZM59 72L60 74H61V71H60V69L59 70H56V72ZM71 71H73V70H71ZM82 71V70H81ZM87 71H88V69H87ZM110 71V70H109ZM112 71V70H111ZM115 71H116V69H115ZM134 71V70H133ZM133 71H131V72H133ZM138 70H136L135 72H137ZM140 71V70H139ZM144 71L146 72L147 70H146V68L144 69ZM144 71H143V69H142V72H143V74H144ZM155 71H157V69L155 70ZM163 71V70H162ZM161 71V72H162ZM181 72H182V70H180ZM184 71V70H183ZM192 71V70H191ZM200 71L202 72V70L200 69ZM214 71V70H213ZM217 71V70H216ZM216 71L214 72V73H216ZM242 71V70H241ZM243 71H245V70H243ZM248 71V70H247ZM253 71V70H252ZM246 72L245 71V73H243V74H239V76H237V74H236V76L237 77H235V75L234 76H232L231 74V72L230 73H228V74H230L231 76H228V77H230L231 79H227V78H224V79H222L224 76H226L227 74V72L225 73L226 75H224V72H222L221 73V71H220V73L222 74V75H224L222 78L220 77V75L218 76V78H211L213 75L212 74H210V76H208V74H207V77H209V78H211L207 83L209 84L208 85V87H209V89H211V94H212V96H214V97H218L217 98V100L218 99H220V101L218 102V101H216L215 103H216V105H213V106H215L214 107V109H216V110H214L213 108H212V110H214L213 112H212V110L211 111H209V113L208 114H205V113H201V114H205V115H202V119L201 120H197V123L194 125V126H191V127H188V124H187V127L188 128H186V130H185V132L182 130V129H179L180 128V125H177L176 123H180V121L184 118V117H187L186 115V113L188 112V108H185V106H187L188 104H190V107H191V105H193V107L196 105V104H198L197 102H196V100H192V101H195L196 102V104H193L192 103V101H190L188 98H185V95H187V94H185L184 96L182 95V94H180L179 96H176L178 93L177 92H179V91H177L176 92V90H174V89H176V88H174L173 90L177 93V94H175L174 95V93H173V95L175 96L174 98H171V100L173 99V101H172V103L174 104V106L175 107H172V109H170V110H168V111H165L166 109H164V110H162V108H165V106H163V105H166V103H168V102H166V103H164V104H162L161 105V103H163L162 102V100H163V97H164V92L162 91V92H160L161 91V89H163V88H161L160 89V87H159V89L158 90H156V91H154V90H152L151 92H146V93H143L142 95H140V94H137L136 92H134V91H122V90H125V86L123 87V89H121V90H118V91H116V93H115V91H114V93H115V95L113 94V93H108L109 95H107L108 97H110V99H112V97H119V99L121 100V102L118 104V103H116L115 104V102H114V104L113 105H111V107H112V109H114L115 111H123V112H128V111H125V107L127 106L126 104H125V102L127 101L128 102V100H130L131 98L129 97L130 95H134V96H136V97H138L140 100L141 99H143V100H146V103H145V101H144V104H145V106L144 105H140V106H143V107H141V109H143V110H147L148 109V111H150V114L152 113V114H154V113H156V114H159V117H158V119H156L157 121H159V124L161 125V126H167V125H171L170 127H169V129L171 130L172 129V125H173V127L175 126L174 124H176L177 126L175 127L176 129L178 128L179 129V131L178 132H176L175 130H174V128H173V135H174V137H173V135L171 136V138H169L170 139V141L172 142V138H175L176 137V134H179V136L180 137H178L177 136V138H176V142H174V143H172V144H170V142H168L167 143V141H165V139L163 140V138H162V140L161 141H165V142H163L164 144H161V145H149V143H143V144H138L139 146H137L136 148H134V149H130V150H127L126 149V151H117V152H114L113 154H111V152L113 151H111L109 154H111L109 157H108V161L109 160H113V161H115V160H119V163H116V167L114 166V168H111L107 163H101V165H99L98 166V168L100 167V170L102 171L101 172V176H98V178L99 177H101V178H103V184L102 185H100V194H98V193H94L95 194V196L97 195V197L98 198H100V196H103L104 197V199H105V202H101V201H97V200H92L91 198V200H92V202L89 204V206H91V208L95 211V213H98L99 214V216L100 215H102V214H104L105 213V211L107 210L106 209V207L108 206V208L109 207H111L112 209H114V213H115V215L117 216V218H120V219H123V221H121L122 223H118L119 225L118 226H114V227H116V228H118L119 229V231H116V234L117 235H119L118 237L120 238V239H118L119 241H123V239H125L124 237H123V234L125 233V232H128V231H126V229H125V227H128V226H133V227H135L136 228V230H135V232L134 233H132V235H130V236H132V237H141V236H144L145 235V233H148V235H149V232L148 231H151L152 232V234H153V232L154 233H157V235L159 234V235H161V234H168V237H171V240L173 241V242H175V244L177 245L176 247L179 249V250H181L183 253H184V251H186V252H188L189 254H196V253H200L199 251H200V249H201V245H202V243H203V241L204 240H208V241H212V243L211 244H214L213 242H215V243H218V242H223V241H226V242H233V243H237L238 245H236L235 246V244H234V246L235 247H237L238 246V250H234L233 252L232 251H230L229 253H227V254H225V255H219V253L220 252H217L218 253V255L216 256V257H219V256H221L220 257V259H219V261H222V262H225V264H226V262L227 263H229V262H231V260H233V259H240L241 257H249L250 258V260L253 258L254 259V261H255V257H256V259L258 258V259H262L263 257H264V116H263V114L262 113H264V83L262 84V85H260V86H256L259 82H260V84H261V80L262 79H259V77L261 76V77H264V76H262L263 74L262 73H260V74H262V75H259V74H257V73H255V72ZM260 71V72H261ZM6 72H8V71H5V73ZM11 72H14V71H10V73ZM22 72V73H23ZM30 72V71H29ZM32 72V71H31ZM46 72H48V71H46ZM51 72H52V70H51ZM54 72V71H53ZM66 72H68V71H66ZM70 72V71H69ZM73 72V73H74ZM90 72V71H89ZM106 72V71H105ZM164 72V71H163ZM168 72V73H169ZM178 72V71H177ZM185 72V71H184ZM187 72H189V71H187ZM196 72V71H195ZM195 72H192V73H194L193 75H195ZM198 72V71H197ZM196 72V75L197 76H199V75H201V76H199V77H202L203 75H205V74H198ZM235 72V71H234ZM1 73V72H0ZM9 73V74H10ZM44 73L45 72H43L42 73V75H44ZM49 73V72H48ZM73 73H71L72 75H73ZM82 73L84 74L85 72H83L82 71ZM88 73V72H87ZM92 73H93V71H92ZM96 73V72H95ZM94 73V74H95ZM98 73H99V71H98ZM113 73V72H112ZM115 73H117V72H115ZM141 73V72H140ZM147 73H149L148 71L145 73V75L144 76H146L147 75ZM151 73V72H150ZM152 73H154L155 74V72L153 71ZM167 73V72H166ZM167 73V74H168ZM191 73V72H190ZM241 73V72H240ZM259 73V72H258ZM264 73V72H263ZM2 74V73H1ZM8 74V73H7ZM18 74V73H17ZM24 74V73H23ZM22 74V75H23ZM26 74H28L27 72H25V75ZM31 74V73H30ZM35 74H36V71H35ZM50 74V73H49ZM56 74H58V73H56ZM62 74H64V73H62ZM77 74L79 75V69H78V72H77ZM81 74V73H80ZM82 74V75H83ZM93 74V75H94ZM120 74V73H119ZM133 74V73H132ZM137 74V73H136ZM153 74V75H154ZM157 74V73H156ZM159 74H160V71H159ZM170 74V73H169ZM176 74V73H175ZM187 74H189V73H187ZM186 74V75H187ZM3 75V74H2ZM14 75V74H13ZM38 76H39V74H37ZM36 75V76H37ZM51 75V74H50ZM69 75V74H68ZM85 75H86V73H85ZM90 75H91V73H90ZM96 75V74H95ZM94 75V76H95ZM98 75V77H100L99 76V74H97ZM112 75H114V74H112ZM112 75H111V77H112ZM118 74H116V76H117ZM129 75H130V73H129ZM135 75V74H134ZM161 75H164V74H161ZM160 75V76H161ZM166 75V74H165ZM164 75V76H165ZM172 76L174 75V74H171ZM171 75L169 76V77H171ZM185 75V74H184ZM184 75H181V76H184ZM192 74H190L189 76H192V77H194ZM3 76H5V75H3ZM3 76H1V77H3ZM18 76V75H17ZM15 77L14 79H16V78H18V77H20L21 75H19L18 77ZM27 76V75H26ZM36 76H35V79H36ZM58 76H59V74H58ZM64 76H66V75H64ZM63 76V78H66V77H64ZM81 76V75H80ZM105 76V75H104ZM103 76V77H104ZM115 76V77H116ZM148 76H152V74L151 75H149L148 74ZM147 76V77H148ZM215 76V75H214ZM216 76V77H217ZM8 77V76H7ZM6 77V78H7ZM11 77V76H10ZM8 78V80L10 79L11 80V78ZM14 77V76H13ZM22 77V76H21ZM29 77V76H28ZM34 77V76H33ZM61 76H59V78H60ZM68 77V76H67ZM70 77V76H69ZM89 77V76H88ZM91 77V76H90ZM96 77V76H95ZM94 77V78H95ZM120 77V76H119ZM163 77V76H162ZM167 77V76H166ZM176 77V76H175ZM175 77H174V79L173 80H175L176 81V79H175ZM177 77L179 78L180 76L179 75H177ZM184 77H186V76H184ZM183 77V78H184ZM198 77V78H199ZM220 77V78H219ZM5 77H4V81L5 82H7V79H6ZM27 78V77H26ZM25 78V79H26ZM31 78V77H30ZM62 78V77H61ZM83 78V77H82ZM128 78V77H127ZM143 78V77H142ZM151 78V77H150ZM153 78H155V76L153 77ZM168 78V77H167ZM166 78V79H167ZM177 78V79H178ZM186 78H188V79H190V77H186ZM185 78V79H186ZM195 78V77H194ZM204 78V77H203ZM209 78H206V80L207 79H209ZM3 79V78H2ZM13 79V80H14ZM20 78H18V79H16L17 81L19 80ZM24 79V78H23ZM25 79H24V81H25ZM37 79H38V77H37ZM54 79V78H53ZM86 79V78H85ZM135 79H137V77L135 78ZM139 79V78H138ZM145 79H146V77L144 78V79H142L141 80V77H140V80L141 81H145ZM149 79V78H148ZM152 79V78H151ZM164 79V78H163ZM169 79V78H168ZM167 79V80H168ZM184 79V80H185ZM201 79V78H200ZM9 80V81H10ZM27 80V79H26ZM46 80V79H45ZM48 80V81H47ZM46 80V83L48 82L49 83V79H47ZM51 80V79H50ZM67 80V79H66ZM65 80V81H66ZM78 80V79H77ZM83 80V79H82ZM98 80V79H97ZM104 80V79H103ZM107 80V79H106ZM112 80V79H111ZM114 80V79H113ZM112 80V81H113ZM126 80H128V79H126ZM129 80H131L130 78H129ZM155 80V79H154ZM161 80V79H160ZM172 80V77H171V79H170V83L172 82L171 81ZM181 80V79H180ZM179 80V81H180ZM192 80V79H191ZM194 80H197V79H194ZM206 80H205V82H206ZM264 80V79H263ZM263 80H262V82H263ZM0 81H2V80H0ZM8 81V82H9ZM20 82H21V84L23 83L22 81H21V79L19 80ZM18 81V82H19ZM36 81V80H35ZM39 81V80H38ZM42 81H43V79H42ZM42 81H41V83H42ZM56 81V80H55ZM63 81V80H62ZM69 81V80H68ZM85 81V80H84ZM92 81V80H91ZM100 81V80H99ZM110 81V80H109ZM115 81V80H114ZM119 81H121V80H119ZM119 81H117L118 83H119ZM122 81H124V79L122 80ZM133 81V80H132ZM151 81V80H150ZM164 81H165V79H164ZM169 81V80H168ZM186 81V84L188 83L187 82V80H185ZM190 81V80H189ZM204 81V80H203ZM5 82H4V84H5ZM27 82V81H26ZM30 82H31V79H30ZM29 81L27 82V83H30ZM33 82V81H32ZM32 82L30 83V85H32ZM37 82V81H36ZM52 82V81H51ZM50 82V83H51ZM54 82V81H53ZM74 82V81H73ZM72 82V83H73ZM111 82V81H110ZM127 82V81H126ZM135 82H137V81H135ZM156 82V81H155ZM161 82V81H160ZM182 82H183V80H182ZM181 82V83H182ZM200 82H202V81H200ZM200 82H198L199 84H200ZM11 83V82H10ZM15 83V82H14ZM12 84V85H15V84ZM40 83V82H39ZM63 84L64 83H66V82H62ZM68 83V82H67ZM71 83V84H72ZM76 83V82H75ZM93 83V82H92ZM121 83V82H120ZM144 83V82H143ZM146 83H148V82H146ZM174 83H176L177 84V81L176 82H174ZM179 83V82H178ZM189 83H191V82H189ZM193 83V82H192ZM9 84V83H8ZM20 84V83H19ZM25 84V83H24ZM52 84V83H51ZM50 84V86L52 87V85L53 84H55V83H53L52 85ZM56 84L58 85V83L56 82ZM55 84V85H56ZM88 84V83H87ZM127 84V83H126ZM135 84V83H134ZM151 84V83H150ZM162 84H163V82H162ZM173 84V83H172ZM205 84V83H204ZM26 85V84H25ZM28 85V84H27ZM35 85H36V83H35ZM35 85H32V86H35ZM41 85V87H42V84H40ZM39 85V86H40ZM43 85H45L44 83H43ZM60 85V84H59ZM84 85H85V83H84ZM109 85V84H108ZM133 85V84H132ZM136 85V84H135ZM134 85V86H135ZM138 85V84H137ZM155 85V84H154ZM157 85V84H156ZM164 85V84H163ZM181 85V84H180ZM189 85V84H188ZM192 85H194L193 87H195L196 85L193 83ZM198 85V84H197ZM200 85H202V84H200ZM199 85V86H200ZM211 85V86H210ZM6 86H7V83H6ZM10 86H11V84H10ZM80 86V85H79ZM130 86V85H129ZM141 86V85H140ZM152 86H153V84H152ZM167 86H169L168 84H167ZM171 86V85H170ZM178 87H179V84L177 85ZM185 86V85H184ZM13 87V86H12ZM30 87V86H29ZM38 87V86H37ZM40 87V88H41ZM60 87H62V84L60 85ZM60 87H58V88H60ZM64 87V86H63ZM68 87H69V85H68ZM92 86H90V88H91ZM97 87V86H96ZM104 87V86H103ZM138 87V86H137ZM145 87V86H144ZM144 87H142L141 89H143ZM150 87V86H149ZM165 87V86H164ZM178 87H177V89H178ZM182 87H183V85H182ZM186 87V86H185ZM191 86L189 85V88H190ZM197 87V86H196ZM202 87V86H201ZM1 88H4V86L3 87H1ZM7 88V87H6ZM24 88V86L22 85V89ZM26 88V87H25ZM24 88V89H25ZM33 88V87H32ZM43 88H47V87H42V91H43ZM53 88V87H52ZM65 88V87H64ZM70 88V87H69ZM71 88H73L74 89V87H72L71 86ZM78 88H80V87H78ZM89 88V89H90ZM119 88H120V86H119ZM131 88V87H130ZM148 88V87H147ZM154 89V87H151V89ZM173 88V87H172ZM171 88V89H172ZM187 88V87H186ZM205 88V87H204ZM203 88V89H204ZM10 89V88H9ZM16 89H17V87H16ZM19 89H21V88H19ZM29 89V88H28ZM30 89H31V87H30ZM56 89V88H55ZM75 89H76V87H75ZM74 89V90H75ZM81 89H83V88H81ZM96 90L98 89V88H95ZM108 89V88H107ZM166 89V88H165ZM170 89V88H169ZM206 89V88H205ZM208 89V88H207ZM206 89V90H207ZM252 89H254L252 92H250V95L252 96H248V97H251V98H248V99H246V98H244V99H246L245 101H247V102H249V104L247 105V103H246V105H245V103H243V101L244 100H242L243 98H242V96L243 97H245L244 96V94L242 93L243 91H245V90H247V92H248V90H252ZM4 90V89H3ZM7 89H5V91H6ZM13 90V89H12ZM53 90V89H52ZM60 89H58V91H59ZM71 90V89H70ZM80 90V89H79ZM111 90V89H110ZM116 90V89H115ZM144 90V89H143ZM186 90V89H185ZM189 90V89H188ZM191 91H192V88L190 89ZM194 91H195V89H193ZM198 91L200 90L201 91V88L200 89H197ZM197 90H196V92H197ZM1 91H2V89H1ZM19 91V90H18ZM26 91V90H25ZM28 91V90H27ZM30 91V90H29ZM42 91H40V92H42ZM47 91H48V89H47ZM57 91V90H56ZM55 91V93H57ZM72 91V90H71ZM82 91V90H81ZM106 91V90H105ZM108 92H109V89L107 90ZM145 91V90H144ZM173 91V92H174ZM181 92H182V90H180ZM187 91V90H186ZM199 91V94L201 93ZM12 92H14V91H12ZM52 92H53V94H54V91H51L50 93L52 94ZM66 92H68L67 90L64 92V94L66 93ZM75 92V91H74ZM88 92V91H87ZM99 92V91H98ZM104 92V91H103ZM140 92H142V91H140ZM183 92H184V90H183ZM182 92V93H183ZM246 92V91H245ZM16 93V92H15ZM15 93L13 94V93H11V95L13 94V95H15ZM18 93V92H17ZM22 93V92H21ZM48 93V92H47ZM47 93H45L46 94V96H47ZM59 93V92H58ZM61 93V92H60ZM76 93V92H75ZM80 93V92H79ZM85 93V92H84ZM101 93V92H100ZM107 93V92H106ZM167 93V91L165 92V94ZM193 93H195V92H193ZM203 93V92H202ZM207 93H209V92H207ZM7 94H9V91H8V93ZM26 94H28V92L26 93ZM34 94V93H33ZM38 94V93H37ZM63 94V92L61 93V95ZM78 94V93H77ZM76 94V95H77ZM152 94H154V96L152 95ZM196 94V93H195ZM211 94H209L210 96H211ZM246 94H248V93H246ZM17 95V96H16ZM15 96L16 97H18L19 96V94H16ZM24 96H25V94H23ZM22 95V96H23ZM84 95V94H83ZM103 95H105V94H103ZM148 95H152V97H154L153 98V100L156 98L157 100H155L154 102L151 100L152 98L151 97H149V100H148V98L146 99V97H148ZM157 95V96H156ZM188 95H189V92H188ZM203 95V94H202ZM202 95H201V98L200 99H203L202 98ZM205 95V94H204ZM0 96H1V94H0ZM21 96V97H22ZM28 96H29V94H28ZM31 96H32V94H31ZM37 96H39V95H37ZM51 96V95H50ZM55 96V95H54ZM57 96V95H56ZM59 96V95H58ZM65 96V95H64ZM82 96V95H81ZM169 96H171V94L169 95ZM190 96V95H189ZM188 96V97H189ZM5 97V96H4ZM12 97V96H11ZM20 97V96H19ZM20 97V98H21ZM30 97V96H29ZM60 97V99L63 97H61V96H59ZM65 97H67V96H65ZM75 97V96H74ZM85 97H87V96H85ZM173 97V96H172ZM192 97H193V95H192ZM197 97V96H196ZM204 97H208V96H204ZM220 97V98H219ZM246 97H247V95H246ZM13 98H14V96H13ZM12 98V99H13ZM68 98V97H67ZM70 98V97H69ZM68 98V99H69ZM72 98V97H71ZM77 98V97H76ZM79 98V97H78ZM83 99H84V97H82ZM88 98V97H87ZM92 98V97H91ZM166 98H167V95H166ZM190 99H191V96L189 97ZM1 99H3V97L1 98ZM0 99V100H1ZM19 99V98H18ZM31 99V98H30ZM48 99V98H47ZM50 99V98H49ZM57 99V98H56ZM65 99V98H64ZM83 99H81V100H83ZM109 99V98H108ZM164 99H165V97H164ZM168 99V98H167ZM208 99H210V97H208ZM255 99V100H254ZM6 100H7V98H6ZM51 100V99H50ZM57 100H59V99H57ZM63 100V98L61 99V101ZM71 100V99H70ZM91 100V99H90ZM93 100V99H92ZM91 100V101H92ZM113 100V99H112ZM134 100V99H133ZM137 100V99H136ZM148 100V101H147ZM211 100V99H210ZM209 100V101H210ZM212 100H213V97H212ZM211 100V101H212ZM242 100V101H241ZM4 100H2L1 102H3ZM9 101H11V100H9ZM13 101V100H12ZM20 101V100H19ZM48 101V100H47ZM64 101V100H63ZM62 101V103H64V102H66V100L63 102ZM75 101V100H74ZM77 101H79V100H77ZM105 101V100H104ZM108 101V100H107ZM111 101V100H110ZM117 101H119V100H117ZM116 101V102H117ZM125 101V102H124ZM153 103H152V102ZM169 101V100H168ZM200 101V100H199ZM206 101H207V98H206ZM215 101V100H214ZM213 101V102H214ZM5 102V101H4ZM23 102L24 101H22V105H23ZM36 102V100L34 101V103ZM41 102V101H40ZM43 102L44 101H42V104H43ZM54 101H52V103H53ZM85 102V101H84ZM97 102H99V101H97ZM101 102V101H100ZM143 102V101H142ZM194 102V103H195ZM17 103H19V102H17ZM25 103V102H24ZM38 103V102H37ZM59 103H61L60 102V100H59ZM58 103V104H59ZM67 103V102H66ZM72 103V102H71ZM79 103V102H78ZM92 103H94V102H92ZM107 103V102H106ZM111 103H113V102H111ZM111 103H109V104H111ZM134 103V102H133ZM141 103V102H140ZM171 103V102H170ZM201 103H203L202 105H204V103H205V101L203 100V102H201ZM201 103L199 104V105H201ZM212 103V102H211ZM211 103H205V104H207V106H208V104H210L211 105ZM6 104V103H5ZM20 104V103H19ZM50 104V103H49ZM55 104V103H54ZM68 104V103H67ZM79 104H81V102L79 103ZM79 104H78V106H79ZM89 104V103H88ZM87 103H86V105H88ZM95 104V103H94ZM94 104H92V105H94ZM218 104V105H217ZM21 105V104H20ZM34 105V104H33ZM46 105H47V103H46ZM62 105V104H61ZM69 105V104H68ZM74 105H76L75 104V102H74ZM103 105V104H102ZM107 105V104H106ZM128 105H131V104H129L128 103ZM168 105V104H167ZM4 106V105H3ZM32 106V105H31ZM35 106H38V105H35ZM58 106V105H57ZM73 106V105H72ZM77 106V107H78ZM81 106V105H80ZM79 106V107H80ZM83 106H85V105H83ZM89 106H90V104H89ZM249 106V107H248ZM2 107V106H1ZM0 107V108H1ZM5 107V106H4ZM12 107H14V106H12ZM11 107V108H12ZM34 107V106H33ZM41 107L43 108H45V106H42L41 105ZM63 107H65V106H63ZM74 107V106H73ZM86 107H88V106H86ZM86 107H84V108H86ZM91 107V106H90ZM95 107V106H94ZM96 107H98V106H96ZM103 107V106H102ZM167 107H169V106H167ZM179 107V108H178ZM188 107V106H187ZM196 107H198V105L196 106ZM195 107V108H196ZM16 108V107H15ZM18 108V107H17ZM37 108V107H36ZM36 108H34L33 109V111L36 109ZM57 108V107H56ZM66 108V107H65ZM75 108H76V106H75ZM74 108V109H75ZM89 108V107H88ZM130 108V107H129ZM138 108H140V107H138ZM138 108H136V110L138 109ZM171 108V107H170ZM199 108H200V106H199ZM198 108V109H199ZM205 108H208V107H206L205 106ZM204 108V109H205ZM211 108V107H210ZM19 109V108H18ZM23 109V108H22ZM25 109V108H24ZM32 109V108H31ZM30 109V110H31ZM39 109V108H38ZM54 109V108H53ZM80 109V108H79ZM78 109V110H79ZM98 109V108H97ZM96 109V110H97ZM108 109V108H107ZM111 109V108H110ZM191 109V108H190ZM209 109V108H208ZM207 109V110H208ZM1 110V109H0ZM6 110V109H5ZM10 110V109H9ZM14 110V109H13ZM29 110V112L28 113H32L33 114V112H32V110L30 111ZM42 110H44V109H42ZM47 110V109H46ZM70 110V109H69ZM69 110H67V112H65V113H67V116H69L68 115V112H69ZM81 110V109H80ZM86 110H87V108H86ZM197 110V109H196ZM14 111H16V110H14ZM22 111V110H21ZM27 111V110H26ZM25 111V112H26ZM50 111V110H49ZM48 111V112H49ZM53 111V110H52ZM71 111L72 110H70V113H71ZM88 111V110H87ZM90 111V110H89ZM139 111V110H138ZM141 111V110H140ZM139 111V112H140ZM148 111H147V113H148ZM193 111V110H192ZM192 111L190 112V115H191V113H192ZM203 111V109L201 110V112ZM4 112V111H3ZM19 112V111H18ZM17 112V113H18ZM54 112H55V109H54ZM53 112V113H54ZM60 112H62V111H60ZM78 112H80V111H78ZM83 112V111H82ZM82 112H81V114H82ZM92 112V111H91ZM95 112V111H94ZM105 112V111H104ZM198 112H200V110L199 111H197V113ZM204 112V111H203ZM205 112H208V111H206L205 110ZM5 113V112H4ZM45 113V112H44ZM50 113V112H49ZM52 113V114H53ZM69 113V114H70ZM107 113H109V112H107ZM107 113H106V115H107ZM112 113V112H111ZM114 113V112H113ZM117 113V112H116ZM116 113H114V114H116ZM132 113V112H131ZM141 113H143L142 111H141ZM161 113V114H160ZM195 113V112H194ZM193 113V114H194ZM6 114V113H5ZM4 114V115H5ZM9 114H10V112H9ZM18 114H20V113H18ZM22 114H24V113H22ZM21 114V115H22ZM37 114V113H36ZM35 114V115H36ZM47 114V113H46ZM55 114V113H54ZM53 114V115H54ZM58 114V113H57ZM60 114V113H59ZM64 114V112H62V115ZM75 114V113H74ZM84 114V113H83ZM99 114V113H98ZM130 114V113H129ZM133 114V113H132ZM135 114V113H134ZM133 114V115H134ZM144 114V113H143ZM200 114V115H201ZM26 115V114H25ZM27 115H29V114H27ZM27 115H26V117H27ZM45 115V114H44ZM49 115H51V114H49ZM62 115H61V117H62ZM66 115V114H65ZM64 115V116H65ZM80 115V114H79ZM78 115V116H79ZM91 115V114H90ZM93 115V114H92ZM91 115V116H92ZM103 115H104V113H103ZM195 116L193 117L192 115H191V117H193V118H196V114H194ZM200 115H199V118H200ZM10 116V115H9ZM33 116V115H32ZM57 116H59L60 117V115H57ZM63 116V117H64ZM82 116V117H81ZM80 117L81 118H85V116L83 117V115H81ZM94 116V115H93ZM95 116H96V113H95ZM130 116V115H129ZM149 116V115H148ZM147 116V117H148ZM3 117V116H2ZM14 118H15V116H13ZM26 117H24V118H26ZM71 117V116H70ZM86 117H89V116H86ZM97 117V116H96ZM103 117V116H102ZM106 117V116H105ZM108 117V116H107ZM110 117H112V116H110ZM110 117H109V119H110ZM122 117V116H121ZM127 117H128V115H127ZM132 117V116H131ZM135 117V116H134ZM140 117V116H139ZM137 118L136 119V123L139 125V123H141V119L142 118ZM7 118V117H6ZM10 118V117H9ZM17 118H19V116L17 117ZM16 118V119H17ZM22 118V117H21ZM20 118V119H21ZM48 118V117H47ZM56 118V117H55ZM67 119V117H64L63 119ZM72 118V117H71ZM74 118V117H73ZM72 118V119H73ZM80 118V119H81ZM90 118V117H89ZM94 118V117H93ZM15 119V120H16ZM23 119V118H22ZM21 119V120H22ZM35 119H37V117H35ZM34 119V120H35ZM57 119H59V118H57ZM80 119H78V120H80ZM87 119V118H86ZM91 119V118H90ZM128 119V118H127ZM126 119V117H123V119L122 118H120V117H118V115H117V117H115V119H113V117H112V123L111 124H113L115 127H117L118 129L120 128V130H121V128H125L126 127V125L128 126V125H130L129 123H131L130 121H131V119H130V121L129 120H127ZM143 119H144V117H143ZM149 119V118H148ZM154 119V118H153ZM190 119V118H189ZM196 119H198V118H196ZM7 120V119H6ZM9 120V119H8ZM14 120V119H13ZM43 120V119H42ZM42 120H40L39 121V123H41L40 124V126L42 125ZM50 120V119H49ZM54 120H56V119H54ZM62 120V119H61ZM75 120H77V116H76V119ZM81 120H83V119H81ZM103 120V119H102ZM150 120V119H149ZM155 120V119H154ZM185 120V119H184ZM186 120H187V118H186ZM185 120V121H186ZM193 120H195V119H193ZM19 121V120H18ZM23 121V120H22ZM22 121H21V123H22ZM30 121V120H29ZM64 121V120H63ZM62 121V122H63ZM67 121V120H66ZM86 121H88V120H86ZM101 121V120H100ZM142 121H145V120H142ZM152 121V120H151ZM189 121V120H188ZM192 121V120H191ZM20 122V121H19ZM46 122V121H45ZM54 122H56V121H54ZM58 122V121H57ZM61 122V121H60ZM68 122V121H67ZM79 122V121H78ZM98 122V121H97ZM102 122H104V121H102ZM139 122V123H138ZM147 122V121H146ZM153 122V121H152ZM152 122L151 123H145V122H143V125H144V123H145V125H149L148 127H151L152 125L153 126H157V125H154V124H152ZM155 123H156V121H154ZM153 122V123H154ZM193 122V121H192ZM4 123V125H6L5 124V122H3ZM3 123H2V125H3ZM34 123V122H33ZM38 123V124H39ZM47 123V122H46ZM53 123V122H52ZM59 123V122H58ZM57 123V124H58ZM65 124H67L66 122H64ZM92 122H90V124H91ZM135 123V124H136ZM158 123V122H157ZM184 123H186V122H183V124ZM188 123V122H187ZM190 123V122H189ZM0 124H1V122H0ZM15 124V123H14ZM20 124V123H19ZM30 124V123H29ZM35 124V123H34ZM48 124V123H47ZM56 124V123H55ZM56 124V125H57ZM73 124V123H72ZM76 124H78V123H75V125ZM79 124H82V121H81V123H79ZM93 124V123H92ZM91 124V125H92ZM98 124V123H97ZM109 124V123H108ZM110 124V125H111ZM150 124H152L151 126H150ZM21 125V124H20ZM31 125V124H30ZM29 125V128L31 127V128H33L32 126H30ZM36 125V124H35ZM51 125V124H50ZM54 125V124H53ZM56 125H54V126H56ZM64 125V124H63ZM71 125V124H70ZM74 125V124H73ZM83 125V124H82ZM81 125V126H82ZM99 125H101V124H99ZM103 125H105V124H103ZM134 125V124H133ZM144 125V126H145ZM184 125H186V124H184ZM11 126H13V125H11ZM11 126H9V127H11ZM17 126H18V124H17ZM22 126V125H21ZM52 126V125H51ZM57 126H59V125H57ZM80 126V127H81ZM96 126V125H95ZM94 125H93V127H95ZM102 126V125H101ZM105 126H107V125H105ZM125 126V127H124ZM139 126H141V125H139ZM138 126V127H139ZM152 126V127H153ZM189 126H190V124H189ZM24 127V126H23ZM35 127H37V126H35ZM34 127V128H35ZM43 127V126H42ZM49 127V126H48ZM53 127V126H52ZM61 127H62V125H61ZM64 127V126H63ZM73 127V126H72ZM72 127H71V129H72ZM90 127V126H89ZM99 127V126H98ZM103 127V126H102ZM141 127H143V126H141ZM151 127V128H152ZM182 127V126H181ZM183 127H186V126H183ZM2 127H0V129H1ZM51 128V127H50ZM68 128H70V127H68ZM95 128H97V127H95ZM94 128V129H95ZM106 128V127H105ZM146 128V127H145ZM144 128V129H145ZM155 127H153V130H155L154 129ZM3 129H4V127H3ZM8 129H10V130H12L11 128H8ZM25 129H26V127H25ZM36 129V128H35ZM38 129H39V125H38ZM41 129V128H40ZM43 129V128H42ZM45 129V128H44ZM49 129V128H48ZM56 129V128H55ZM110 129H112V128H110ZM117 129V130H118ZM143 129V130H144ZM149 129V128H148ZM147 129V130H148ZM157 129V128H156ZM163 129H167L166 127L165 128H162V130ZM2 130V129H1ZM5 130H6V128H5ZM18 132L17 133H19V129H16ZM27 130V129H26ZM25 130V131H26ZM32 130V129H31ZM57 130V129H56ZM73 130V129H72ZM71 130V131H72ZM74 130H75V128H74ZM84 130H89V129H85L84 128ZM84 130L82 131V130H80V129H78V130H75V132H74V138L75 137H78V135L80 136V134L82 133V132H84ZM90 130H92V129H90ZM99 130H100V127H99V129H98V132H99ZM108 130V129H107ZM116 130V129H115ZM132 130V129H131ZM135 130H137L138 131V128H135L134 129V132H133V135H134V133H136L135 132ZM150 130V129H149ZM158 130H159V128H158ZM160 130H161V128H160ZM170 130H168V131H166V132H169ZM181 130V131H180ZM4 131V130H3ZM29 131V130H28ZM63 131V130H62ZM66 131V130H65ZM102 131H103V129H102ZM112 131V130H111ZM151 131H152V129H151ZM228 131L231 133L230 135L228 134ZM2 132V131H1ZM9 132V131H8ZM12 132V131H11ZM23 132V131H22ZM52 132V134H53V131H51ZM58 132V131H57ZM88 132H90V131H88ZM93 132V130L90 132V134ZM97 131L95 132V134L96 133H98ZM108 132H110V131H108ZM118 131H116L115 133L116 134H118L117 133ZM120 132V131H119ZM141 132V131H140ZM143 132V131H142ZM153 132V131H152ZM159 132V131H158ZM161 132V131H160ZM13 133V132H12ZM17 133L16 134H14L15 136H17L18 137V135H17ZM31 133V132H30ZM35 133V132H34ZM38 133V132H37ZM45 133V132H44ZM43 132H42V134H44ZM68 133V132H67ZM94 133V132H93ZM92 133V134H93ZM114 133V134H115ZM123 133V132H122ZM129 133V132H128ZM127 133V134H128ZM131 134H132V131L130 132ZM144 133H145V131H144ZM146 133H147V131H146ZM150 133V132H149ZM157 133V132H156ZM162 133V132H161ZM165 133V132H164ZM163 133V134H164ZM170 133L172 134V132L170 131ZM225 133H227V135H229V136H225L226 134ZM27 134V133H26ZM39 134V133H38ZM73 134V133H72ZM86 134V133H85ZM102 134V133H101ZM112 134H113V132H112ZM120 135H121V133H119ZM153 134H154V132H153ZM152 134V135H153ZM159 134V133H158ZM167 134V133H166ZM170 134V135H171ZM4 135H5V133H4ZM6 135H7V133H6ZM37 135V134H36ZM36 135H35V137H36ZM57 135V134H56ZM60 135V134H59ZM82 135V134H81ZM106 134H105V132H104V138H103V135H100L101 136V138L102 139H105V136ZM119 135V136H120ZM136 135V134H135ZM145 135V134H144ZM151 135V133H150V135H149V137L148 138H152V137H154V136H152ZM161 135V134H160ZM169 135V134H168ZM168 135H163V136H168ZM24 136H26V135H24ZM23 136V137H24ZM48 136H50V135H48ZM53 136V135H52ZM91 135H89V137H90ZM97 137L99 136V134L98 135H96ZM96 136H95V138H96ZM126 136H130V135H126ZM150 136H152V137H150ZM29 137V136H28ZM44 137V136H43ZM43 137H41L42 139H43ZM51 137V136H50ZM61 137V136H60ZM82 137V136H81ZM83 137H84V135H83ZM82 137V138H83ZM88 137V136H87ZM113 137V136H112ZM112 137H110L109 138V141H107V142H110V139L112 138ZM122 137H123V135H122ZM125 137V136H124ZM137 137V136H136ZM142 137V136H141ZM141 137L139 138V139H141ZM156 138L157 137H159V136H155ZM2 138V137H1ZM38 138H40L39 136H38ZM65 138V137H64ZM90 138H92V136L90 137ZM95 138H94V140H95ZM120 138H121V136H120ZM119 138V139H120ZM132 138V137H131ZM130 138V139H131ZM143 138V140L145 139L144 137H142ZM183 138V139H182ZM12 139V138H11ZM20 139H22V138H20ZM31 139V141H32V139H33V137L32 138H30ZM37 139V138H36ZM35 139V140H36ZM50 138H48V140H49ZM57 139V138H56ZM62 139V138H61ZM71 139V138H70ZM113 139H114V137H113ZM118 139V140H119ZM134 139H135V137H134ZM133 138H132V141L134 140ZM1 140V139H0ZM17 140H19V138L17 139ZM28 140V139H27ZM39 140V139H38ZM47 140V141H48ZM85 140H86V137H85ZM87 140H90L89 138L87 139ZM99 138L97 139V142L96 143H98L99 141L101 142V140H99ZM118 140H114V141H117L118 143H119V141ZM124 140V139H123ZM128 140V139H127ZM152 140V139H151ZM153 140H155V139H153ZM30 141V142H31ZM41 141H43V140H40V142ZM54 141V140H53ZM53 141L51 142V141H49V142H51V143H53ZM68 141V140H67ZM70 141V140H69ZM77 141H78V139H77ZM76 141V142H77ZM96 141V140H95ZM94 141V142H95ZM121 141H122V139H121ZM125 141V140H124ZM132 141L130 142V144L132 143ZM134 141H136V140H134ZM147 141H149L150 142V140H146V141H144V142H147ZM160 141V142H161ZM242 141L243 142H245L244 144V146L243 147H241L242 148V150H243V148L245 149V151H243L244 153H242L241 152V154L239 153H237L238 151H239V149H240V147L239 146H241V145H239L240 143H242ZM2 142V141H1ZM16 142V141H15ZM28 142V141H27ZM34 142L35 141H33V143H32V145L34 144ZM36 142H38V141H36ZM57 142V141H56ZM61 142V141H60ZM76 142H72V144L73 143H76ZM92 141H90V143H91ZM93 142V143H94ZM103 142V141H102ZM106 142V141H105ZM107 142L105 143V144H107ZM112 142V141H111ZM126 142V141H125ZM142 141L140 140V143H141ZM156 142V141H155ZM159 142V141H158ZM159 142V143H160ZM209 142H212V144L211 143H209ZM214 142V143H213ZM20 143V142H19ZM44 143H45V141H44ZM47 143V142H46ZM45 143V144H46ZM71 143V142H70ZM70 143H67V145L68 144H70ZM87 143V142H86ZM92 143V144H93ZM115 143V142H114ZM118 143H116V144H118ZM122 144H123V142H121ZM133 143H135V142H133ZM162 143V142H161ZM21 144V143H20ZM64 144H66V142L64 143ZM63 144V145H64ZM77 144L78 145H76V146H74V147H76L77 149L79 148L78 146H79V143L77 142ZM100 145H101V143H99ZM102 144H104V142L102 143ZM127 144V143H126ZM158 144V143H157ZM25 145V144H24ZM31 145V144H30ZM58 145V144H57ZM57 145H56V148H59L60 146H58L57 147ZM66 145V146H67ZM118 145H120V143L118 144ZM8 146V145H7ZM15 146V145H14ZM18 146V145H17ZM36 146V145H35ZM40 146V145H39ZM45 146V145H44ZM50 146V145H49ZM48 146V147H49ZM82 146H83V144H82ZM91 146H93V145H91ZM103 146H106V145H103ZM116 146V145H115ZM134 146V145H133ZM133 146H132V148H133ZM136 146V145H135ZM215 146H218L219 147V150L218 149H216V148H218V147H216L215 148ZM46 147V146H45ZM53 147V146H52ZM68 147V149L69 150H71L72 151V149H70V148H73V146H71L70 147V145L69 146H67ZM70 147V148H69ZM85 147V146H84ZM94 147V146H93ZM96 147V146H95ZM99 147V145L96 147V148H98ZM111 147V146H110ZM110 147H108V148H110ZM119 147V149L118 150H120V146H118ZM15 148H17L16 146H15ZM29 148V147H28ZM31 148V147H30ZM41 148V147H40ZM55 148V147H54ZM53 148V149H54ZM54 149V150H57V149ZM62 148V147H61ZM89 148H90V146H89ZM123 148H125V147H123ZM32 149V148H31ZM63 149H64V147H63ZM63 149H60V150H63ZM66 149V148H65ZM68 149H66V151L68 150ZM76 149V150H77ZM85 149H86V147H85ZM95 149V148H94ZM99 149V148H98ZM100 149H102V148H100ZM115 149V148H114ZM117 149V148H116ZM129 149V148H128ZM237 149V150H236ZM36 150V149H35ZM38 150V149H37ZM36 150V151H37ZM48 150V149H47ZM60 150H58L59 152H60ZM68 150V151H69ZM82 150L84 151V148H82ZM96 150V149H95ZM218 150V151H217ZM241 150V149H240ZM5 151V150H4ZM12 151V150H11ZM26 151V150H25ZM33 151V150H32ZM36 151H34L35 152V154H37L36 153ZM46 151V150H45ZM49 151V150H48ZM47 151V152H48ZM67 151V152H68ZM70 151V152H71ZM103 151V150H102ZM109 151V150H108ZM114 151H116V150H114ZM21 152V151H20ZM42 152H43V150H42ZM41 152V154H43ZM75 152V151H74ZM85 152V151H84ZM97 152H98V150H97ZM96 152V153H97ZM105 152V151H104ZM103 152V153H104ZM106 152H107V150H106ZM10 155H11V153L10 152H8ZM23 153H25V152H23ZM30 153V152H29ZM33 153V152H32ZM40 153V152H39ZM61 153H63V151L61 152ZM79 153V152H78ZM95 153V154H96ZM2 154V153H1ZM8 154V155H9ZM16 154V153H15ZM14 154V155H15ZM40 154V155H41ZM46 154H48V153H46ZM57 154V153H56ZM68 154V153H67ZM98 154V153H97ZM106 154V153H105ZM4 155V154H3ZM2 155V156H3ZM8 155H5V156H7V158L6 159H8ZM10 155H9V157H10ZM34 155V154H33ZM33 155H31L32 157H33ZM39 155V156H40ZM52 155H54V154H52ZM70 155V154H69ZM108 155V154H107ZM128 155V157H126ZM13 156V155H12ZM11 156V157H12ZM16 156V155H15ZM25 156H26V154H25ZM48 156V155H47ZM46 156V157H47ZM56 156V155H55ZM99 156H101V155H99ZM104 156V155H103ZM23 157V156H22ZM22 157H21V160H23L22 159ZM36 157V156H35ZM43 157V156H42ZM45 157V158H46ZM4 158V157H3ZM13 158V157H12ZM44 158V159H45ZM77 158V157H76ZM89 158V157H88ZM91 158V157H90ZM0 159H1V157H0ZM92 159V158H91ZM100 159V158H99ZM104 159V158H103ZM103 159H102V162H104L103 161ZM206 160L207 162H206V164L208 165V168H207V173H205V176L204 177H202V179H198V181H197V178H198V175H197V177L195 176H193L194 178H195V182H193V180H192V185H193V183H194V185L192 186V187H187L186 185H184V186H186L185 188V190H183V189H179V190H177V188H178V186H177V188H175L176 190H174V191H176V193H174V191L172 190V189H170V190H172V192L174 193V194H172V195H169L170 197L172 196V197H174V198H172V199H174V202H173V200L172 199H169L167 202H162V203H155L154 202V198L152 197L154 194H151L150 195V192H149V189H146L145 187H146V183H147V181L150 179V175H149V173L151 174H160V175H162V176H164V178H165V180H166V175L168 174L169 176H176V175H180V174H182V176L183 175H185V180H186V177L187 176H189V174L191 173V172H193V173H195L197 170H198V172H199V169H202V163H200V162H202V161H200V160ZM38 160V159H37ZM105 160H106V158H105ZM11 161V160H10ZM9 161V162H10ZM57 162H58V160H56ZM76 161V160H75ZM79 161V160H78ZM108 161H106V162H108ZM4 162V161H3ZM17 162V161H16ZM55 162V161H54ZM41 163H43V162H41ZM47 163V162H46ZM53 163V162H52ZM60 163V162H59ZM62 163V162H61ZM75 163H77V162H75ZM98 163V162H97ZM100 163V162H99ZM24 164H25V162H24ZM30 164H31V162H30ZM45 163H43L42 164V168L40 169V172H39V174H40V176H43L44 177V179L47 181V179H50V177L55 173L54 172V169H50V168H48V167H46V166H43ZM70 164V163H69ZM81 164V163H80ZM206 164H204L205 166H206ZM3 165H4V163H3ZM27 165V164H26ZM36 165L37 164H33V166H35L34 168H36ZM47 165V164H46ZM50 165H52V164H50ZM56 165V164H55ZM78 165V164H77ZM203 165V166H204ZM6 166V165H5ZM17 166H18V164H17ZM23 166V164L21 165V167ZM31 165H29V167H28V169L30 170V168L32 169V166L30 167ZM84 166V165H83ZM96 166V165H95ZM94 166V167H95ZM205 166L203 167V169H205ZM39 167H40V165H39ZM53 167H55V166H53ZM74 167V169H75V166H73ZM81 167V166H80ZM86 167V166H85ZM89 167V166H88ZM93 167V168H94ZM0 168H4V167H0ZM23 168V167H22ZM56 168V167H55ZM77 168V167H76ZM87 168V167H86ZM91 167H89L88 169H90ZM97 168V167H96ZM26 169V168H25ZM37 169V168H36ZM79 168H77V170H78ZM81 169V168H80ZM83 169H85V168H83ZM92 169V168H91ZM17 170V169H16ZM28 170V171H29ZM85 170H87V169H85ZM97 170V169H96ZM95 170V171H96ZM7 171V170H6ZM12 171V170H11ZM20 171V170H19ZM63 171V170H62ZM79 171H81V170H79ZM94 171V170H93ZM25 172V171H24ZM58 172V171H57ZM74 172V171H73ZM77 172V171H76ZM87 172H90V170L89 171H87ZM15 173V172H14ZM22 173H23V171H22ZM83 173H84V171H83ZM197 173V172H196ZM202 173H204L203 172V170H202ZM18 174H20V173H18ZM56 174V173H55ZM60 174V173H59ZM68 174H69V172H68ZM88 174V173H87ZM96 174V173H95ZM98 174V173H97ZM96 174V175H97ZM151 174V175H152ZM199 175L201 174L200 172L198 173ZM7 175V174H6ZM15 175H16V173H15ZM15 175H13V176H15ZM23 175V174H22ZM62 174H60V176H61ZM86 175V174H85ZM194 175H196V174H194ZM203 175V174H202ZM201 175V176H202ZM0 176H2V175H0ZM4 176H5V173H4ZM18 176V175H17ZM28 176V175H27ZM55 176H57V175H55ZM64 176V175H63ZM89 176V175H88ZM157 176V175H156ZM155 176V177H156ZM159 176V175H158ZM157 176V177H158ZM168 176V177H169ZM175 176H174V178H175ZM8 177H9V175H8ZM86 177V176H85ZM90 177V176H89ZM154 177V176H153ZM177 177V176H176ZM191 177V176H190ZM3 178H5V177H3ZM14 178V177H13ZM33 178H34V176H33ZM41 178V177H40ZM55 178V177H54ZM65 178V177H64ZM87 178V177H86ZM180 179H184V178H181V175H180V177H179ZM179 178L177 179V180H179ZM187 178H189V177H187ZM12 179V178H11ZM83 179V178H82ZM90 179V178H89ZM167 179H171L170 177L169 178H167ZM191 179H193V178H191ZM54 180V179H53ZM176 179H173V181H175ZM176 180V181H177ZM184 180V181H185ZM25 181H26V178H25ZM80 181V180H79ZM87 181H88V179H87ZM90 181V180H89ZM94 181V180H93ZM96 181V180H95ZM100 181H102V180H100ZM160 181L162 182V179L160 178ZM168 181V180H167ZM172 181V182H173ZM183 181V180H182ZM1 182V181H0ZM163 182H164V180H163ZM171 182V183H172ZM178 182V181H177ZM180 182H181V180H180ZM186 182H189L190 183V181L189 180H186L184 183H186ZM10 183V182H9ZM19 183H21V182H19ZM50 183V182H49ZM56 183V182H55ZM58 183H61L60 181L58 182ZM73 183V182H72ZM83 183V182H82ZM97 183H99V182H97ZM97 183H95V184H97ZM166 183V182H165ZM164 183V184H165ZM171 183H170V185H171ZM188 183V184H189ZM190 183V184H191ZM2 184V183H1ZM11 184V183H10ZM27 184V183H26ZM30 184V183H29ZM38 184V183H37ZM44 184V183H43ZM51 184V183H50ZM64 184V183H63ZM153 183H151V185H152ZM174 184V183H173ZM176 184V183H175ZM14 185V184H13ZM24 185V184H23ZM34 185V184H33ZM65 185V184H64ZM85 185L87 186L88 184H86L85 183ZM91 185V184H90ZM150 185V186H151ZM183 185V184H182ZM30 186V185H29ZM77 186H78V184H77ZM91 186H93V185H91ZM90 186V187H91ZM158 186V185H157ZM157 186H154L153 185V188L154 187H157ZM160 186V185H159ZM166 186H168V187H166V188H170V186L168 185V184H166ZM173 186V185H172ZM175 186V185H174ZM183 186V187H184ZM190 186V185H189ZM9 187V186H8ZM26 187V186H25ZM24 187V188H25ZM31 187H32V185H31ZM48 188H49V186H47ZM46 187V188H47ZM56 187V186H55ZM83 187V186H82ZM88 187V186H87ZM162 187V186H161ZM164 187V186H163ZM7 188V187H6ZM72 188H74V186L72 187ZM84 188V187H83ZM93 188V187H92ZM96 188V187H95ZM166 188H160V190H166ZM172 188V187H171ZM180 188V187H179ZM8 189V188H7ZM158 189V188H157ZM2 190V189H1ZM20 190V189H19ZM91 190V189H90ZM152 190V189H151ZM160 190L158 191L159 192V194L160 193H162V192H160ZM169 190V191H170ZM29 191V190H28ZM86 191V190H85ZM94 191V190H93ZM153 191V190H152ZM168 191V190H167ZM5 192V191H4ZM8 192V191H7ZM6 192V193H7ZM19 192H21V191H19ZM67 192V191H66ZM66 192H63V193H66ZM104 192V193H103ZM155 192V191H154ZM171 192V191H170ZM5 193V194H6ZM51 193V192H50ZM53 193V192H52ZM86 193V192H85ZM165 193V192H164ZM162 194V196H160L161 197V200H162V198H164L165 197V199L167 200V195L168 194ZM166 193H168V192H166ZM42 194V193H41ZM68 194V193H67ZM114 194V198L113 199H110L109 198V196L110 195H113ZM2 195V193H0V196ZM4 195V194H3ZM33 195V194H32ZM31 195V196H32ZM43 195V194H42ZM41 195V196H42ZM89 195V193L86 195V196H88ZM8 196V195H7ZM13 196H14V194H13ZM27 196V195H26ZM44 196V195H43ZM47 197H48V199H50V195L48 196V194L46 195ZM54 196H56L55 194H54ZM59 196H62V194L61 195H59ZM59 196H57V198L59 197ZM74 196V195H73ZM79 196H80V194H79ZM85 196V195H84ZM95 196H93V197H95ZM169 196H168V198H169ZM10 197H12V196H10ZM15 197V196H14ZM14 197H13V199H14ZM17 197V196H16ZM47 197H45V198H47ZM52 197V196H51ZM66 197V196H65ZM78 197V196H77ZM82 197V196H81ZM91 197V196H90ZM96 197V198H97ZM18 198V197H17ZM33 198V197H32ZM39 198V197H38ZM43 198V197H42ZM61 198V197H60ZM83 198V197H82ZM16 199V198H15ZM19 200V199H18ZM23 200V199H22ZM69 200V199H68ZM71 200V199H70ZM69 200V201H70ZM86 199H84V201H85ZM157 200H159L158 198H156V201ZM12 201V200H11ZM30 201V200H29ZM39 201V200H38ZM55 201H56V199H55ZM74 201V200H73ZM83 201V202H84ZM160 201V200H159ZM46 202V201H45ZM60 202V201H59ZM65 202H67V201H65ZM64 202V203H65ZM71 202V201H70ZM14 203V202H13ZM17 203V202H16ZM30 203V202H29ZM35 203H36V201H35ZM39 203H40V201H39ZM26 204V203H25ZM48 204V206H49V203H47ZM66 204V203H65ZM79 204V203H78ZM27 205V204H26ZM29 205V204H28ZM52 205V204H51ZM82 205V204H81ZM87 205V204H86ZM34 206L36 207V205L34 204ZM33 206V207H34ZM38 206V205H37ZM53 206V205H52ZM80 206V205H79ZM18 207V206H17ZM21 207V206H20ZM31 207V206H30ZM41 207V206H40ZM54 207V206H53ZM59 207V206H58ZM71 207V206H70ZM74 207H75V205H74ZM74 207H72V209L74 208ZM25 208V207H24ZM47 208V207H46ZM56 208H57V206H56ZM149 208H153L152 210H154V212L157 214V215H155L154 214V217L152 216H150L149 217V213H148V210H149ZM51 209V208H50ZM72 209H70V211L72 210ZM75 209V208H74ZM138 210V209H143L144 211H145V213L143 214V215H139L138 213V215L139 216H133V215H131L130 214V212H135V210ZM52 210V209H51ZM175 210H177V211H175ZM19 211V210H18ZM139 211V210H138ZM151 211V210H150ZM64 212H65V210H64ZM75 212V211H74ZM80 212V211H79ZM92 211H90V213H91ZM108 211H106V213H107ZM111 212H112V210H111ZM174 212H176V213H174ZM68 213H70L69 211H68ZM76 213V212H75ZM85 213V212H84ZM83 213V214H84ZM93 213V212H92ZM148 213V214H147ZM109 214V213H108ZM133 214V213H132ZM141 214H142V211H141ZM162 214V215H161ZM70 215V214H69ZM97 215V214H96ZM113 215V214H112ZM159 215H161L162 216V218L160 219L159 218V220H157V216H159ZM61 217V216H60ZM95 217V216H94ZM104 217V216H103ZM113 217V216H112ZM13 218V217H12ZM62 218V217H61ZM85 218V217H84ZM87 219V218H86ZM107 219V218H106ZM81 220V219H80ZM82 220H83V218H82ZM103 220V219H102ZM105 220V219H104ZM189 220V221H188ZM61 221V220H60ZM89 221V220H88ZM99 221V220H98ZM105 221H107V220H105ZM58 222V221H57ZM56 222V223H57ZM71 222V221H70ZM83 222V221H82ZM92 222V221H91ZM110 222H112V221H110ZM55 223V224H56ZM59 223V222H58ZM96 223V222H95ZM51 224V223H50ZM88 224V223H87ZM107 224V223H106ZM106 224H104V226H106ZM109 224V223H108ZM53 225V224H52ZM182 225H187V227H185V229L186 230H184V231H179L181 228V226ZM13 226V225H12ZM64 227V226H63ZM68 227V226H67ZM72 227V226H71ZM88 227V226H87ZM97 227V226H96ZM100 227L101 226H99L98 228L100 229ZM42 228V227H41ZM40 228V231L44 228H42L41 229ZM80 228V227H79ZM86 228V227H85ZM85 228H82V229H84L85 230ZM90 228V227H89ZM106 228V227H105ZM55 229V228H54ZM70 229V228H69ZM76 229V228H75ZM78 229V228H77ZM91 229H93V228H90V231H91ZM110 229V228H109ZM184 229V228H183ZM46 230V229H45ZM56 230V229H55ZM71 230H72V228H71ZM96 230V229H95ZM117 230V229H116ZM58 231H60V230H58ZM76 231H78V230H76ZM88 231V233H89V230H87ZM104 231V230H103ZM31 232V231H30ZM68 232V231H67ZM130 232V231H129ZM194 232H195V234H194ZM4 233V232H3ZM15 233V232H14ZM45 233V232H44ZM49 233V232H48ZM81 233V232H80ZM84 233V232H83ZM87 233V234H88ZM59 234V233H58ZM67 234V233H66ZM85 234V233H84ZM86 234V235H87ZM103 234V233H102ZM104 234H105V232H104ZM152 234H150L151 236H152ZM8 235V234H7ZM13 235V234H12ZM11 235V236H12ZM25 235H26V233H25ZM40 235V234H39ZM39 235H38V237H39ZM149 235V236H150ZM154 235H156V234H154ZM158 235V236H159ZM66 236V235H65ZM68 236H69V234H68ZM80 236V235H79ZM84 236V235H83ZM97 236H98V234H97ZM96 236V237H97ZM106 236H109L110 237V235H106ZM122 236V237H121ZM130 236H128V237H130ZM150 236V237H151ZM204 236V237H203ZM7 237V236H6ZM21 237V236H20ZM19 237V238H20ZM36 237V236H35ZM61 237H63V236H61ZM67 237V236H66ZM76 237V236H75ZM94 237V236H93ZM95 237V238H96ZM103 236H101V238H102ZM109 237H106V238H109ZM117 237V238H118ZM4 238V237H3ZM16 238V237H15ZM22 238V237H21ZM40 238V237H39ZM69 238V237H68ZM84 238V237H83ZM89 238V237H88ZM88 238H86L87 240H88ZM90 238H91V236H90ZM99 237H97V239H98ZM113 238V237H112ZM116 238V237H115ZM153 238V237H152ZM28 239V238H27ZM32 239H35L34 237H32ZM31 239V240H32ZM38 239V238H37ZM57 239H59V238H57ZM61 239V238H60ZM71 239V238H70ZM69 239V240H70ZM73 239V238H72ZM79 239H81V238H79ZM105 239V238H104ZM114 239V238H113ZM139 239V238H138ZM142 239V238H141ZM149 239V238H148ZM155 239H157V238H155ZM154 239V240H155ZM45 240V239H44ZM99 240V239H98ZM130 240V239H129ZM146 240V239H145ZM29 241V240H28ZM88 241H90V239L88 240ZM87 241V242H88ZM97 241V240H96ZM112 241V240H111ZM140 241V240H139ZM156 241V240H155ZM154 241V242H155ZM38 242V241H37ZM65 242H67V241H65ZM77 242V241H76ZM76 242H75V244H76ZM90 242H92V241H90ZM89 242V243H90ZM98 242V241H97ZM97 242H95V243H97ZM100 242V241H99ZM98 242V243H99ZM129 242V241H128ZM146 242H149L148 240L146 241ZM146 242H145V244H146ZM157 242V241H156ZM158 242H160L159 243V245L157 246V243H156V246L158 247L157 248V251L156 252H158L157 254H158V259L160 260V259H162L163 257H164V255H165V252L169 249V248H171V247H169V246H167V243H166V240H165V242H161L160 240L158 241ZM171 242V241H170ZM14 243V242H13ZM25 243V242H24ZM27 243V242H26ZM25 243V244H26ZM80 243V242H79ZM94 243V244H95ZM130 243V242H129ZM132 243V242H131ZM142 243V242H141ZM36 244V243H35ZM84 244V243H83ZM104 244H106V243H104ZM104 244H102L103 246H105ZM134 244H135V242H134ZM140 244V243H139ZM145 244H143L144 246H145V249H146V247L148 246H146ZM147 244H151V242H149V243H147ZM153 244V243H152ZM161 244V245H160ZM218 244H220V243H218ZM223 244V243H222ZM226 244V243H225ZM37 245V244H36ZM59 245H61V244H59ZM65 245V244H64ZM67 245V244H66ZM100 245V244H99ZM113 245H115L114 247H117L116 249H118L120 246H122V245H131V244H125V242H124V244H118V242H115L114 244L112 243V246ZM133 245V244H132ZM210 245V244H209ZM228 245H230L231 246V244H228ZM21 246H22V244H21ZM43 246H45V245H43ZM54 246V245H53ZM124 246V247H125ZM155 246V245H154ZM203 246V245H202ZM206 246H208V244L206 245ZM225 246V245H224ZM227 246V245H226ZM1 247V246H0ZM31 247H32V245H31ZM96 247H98V246H96ZM102 246H100V248H101ZM123 246L121 247V248H124ZM4 248H6V247H4ZM22 248V247H21ZM38 248H40V247H38ZM44 248V247H43ZM51 248V247H50ZM53 248V247H52ZM55 248V247H54ZM91 248H93L92 246H91ZM91 248H89V249H91ZM105 248V249H104ZM109 248V245H107L106 247H102L100 250H94L95 252H92L91 254H92V258H99V259H106L110 264H114V262H116L115 261V259L117 258V254L115 255L114 254V252H113V250L111 249V250H109L108 249ZM149 249H151L150 247H148ZM148 248H147V250H148ZM176 248V249H177ZM204 248H206V247H204ZM210 248V247H209ZM214 248V247H213ZM115 249V248H114ZM129 249V248H128ZM130 249H131V247H130ZM154 249H155V247H154ZM150 250V251H146V253H149V252H155V250ZM224 249H226V248H224ZM237 249V248H236ZM16 250V249H15ZM29 250V249H28ZM76 250V249H75ZM84 250V249H83ZM122 250V249H121ZM178 250V251H179ZM217 250H218V248H217ZM228 250H231V248L230 249H228ZM228 250H227V252H228ZM4 251V250H3ZM54 251H55V249H54ZM62 251V250H61ZM71 251V250H70ZM126 251V250H125ZM138 251H139V249H138ZM145 250H143V251H141L142 253L144 252ZM171 251V250H170ZM178 251H176V252H178ZM203 251V250H202ZM207 251V250H206ZM210 251V250H209ZM216 251V250H215ZM5 252V251H4ZM7 252V251H6ZM16 252V251H15ZM34 252V251H33ZM35 252H36V250H35ZM39 252V251H38ZM43 252H44V250H43ZM45 252H46V250H45ZM75 252V251H74ZM76 252H78V251H76ZM85 252V251H84ZM140 252V251H139ZM139 252H138V254H139ZM155 252V253H156ZM174 252H175V247H174ZM174 252H170V253H174ZM211 252V251H210ZM210 252H208V253H210ZM222 253H223V251H221ZM236 252V256L235 257H233V253H235ZM26 253V252H25ZM32 253V252H31ZM122 253V252H121ZM180 253V252H179ZM203 253V252H202ZM226 253V252H225ZM232 253V254H231ZM48 254V253H47ZM120 254V253H119ZM137 253H135V251H134V253L133 252H128V253H126L125 252V257H124V260L125 261H127V260H131L132 261V259L135 257V255H138ZM144 254V253H143ZM143 254H141L140 253V255H143ZM168 254V253H167ZM177 254V253H176ZM175 254V255H176ZM182 254V253H181ZM194 254V255H195ZM205 254H206V252H205ZM221 254V253H220ZM30 255V254H29ZM28 255V256H29ZM38 255V254H37ZM49 255H50V251H49ZM52 255V254H51ZM55 255V254H54ZM85 255V254H84ZM90 255V254H89ZM188 255V254H187ZM210 255V254H209ZM8 256H11L10 255V253H9V255ZM21 256V255H20ZM32 256H33V254H32ZM74 256H75V254H74ZM144 256H145V254H144ZM148 256V255H147ZM193 256V255H192ZM199 256V255H198ZM205 256V255H204ZM12 257H14V256H12ZM18 257V256H17ZM40 257V256H39ZM43 257V256H42ZM47 257V256H46ZM215 257V258H216ZM252 257V258H251ZM28 258H31V257H28ZM52 258H54V257H52ZM172 258V257H171ZM174 258V257H173ZM188 258H190V255H189V257ZM194 258V257H193ZM196 258H197V256H196ZM209 259H212V258H214L213 257V255L211 256H209L208 257ZM248 258V259H249ZM16 259V258H15ZM32 259V258H31ZM44 259V258H43ZM56 259V258H55ZM139 259V258H138ZM178 259V258H177ZM204 259V258H203ZM238 259V260H239ZM3 260V259H2ZM2 260H1V262H2ZM38 260V259H37ZM37 260H36V262H37ZM41 260H42V258H41ZM46 260V259H45ZM74 260V259H73ZM123 260V261H124ZM136 260V259H135ZM169 260V259H168ZM168 260H166V262H168ZM175 260V259H174ZM179 260V259H178ZM188 260V259H187ZM213 260V259H212ZM237 260V261H238ZM247 260V259H246ZM246 260H245V262H246ZM21 261V260H20ZM142 261H143V259H142ZM149 261V260H148ZM147 261V262H148ZM165 261V260H164ZM164 261H163V263H164ZM260 260H258V262H259ZM6 262V261H5ZM5 262H2V264L4 263V264H6ZM18 262V261H17ZM41 262H43V263H45V261L43 260V261H41ZM72 262V261H71ZM107 262V263H108ZM134 262V261H133ZM150 262V261H149ZM155 262V261H154ZM165 262V263H166ZM180 262V261H179ZM252 262V261H251ZM250 262V263H251ZM81 263V262H80ZM79 263V264H80ZM86 263V262H85ZM96 263H97V261H96ZM119 263H121V262H119ZM131 263V262H130ZM161 263V262H160ZM169 263H172L171 262V260H169ZM178 263V262H177ZM240 263V262H239ZM253 263V262H252ZM261 263H263V262H261ZM18 264V263H17ZM31 264V263H30ZM32 264H34V263H32ZM64 264H66V263H64ZM94 264V263H93ZM98 264V263H97ZM125 264V263H124ZM152 264V263H151ZM174 264V263H173ZM180 264V263H179ZM207 264H209V263H207ZM257 264V263H256Z\"/></svg>","mask_w":264,"mask_h":264}]
</instances>
